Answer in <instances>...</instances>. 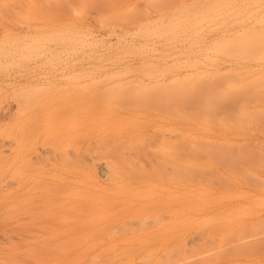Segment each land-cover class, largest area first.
<instances>
[{
  "label": "rangeland",
  "instance_id": "rangeland-1",
  "mask_svg": "<svg viewBox=\"0 0 264 264\" xmlns=\"http://www.w3.org/2000/svg\"><path fill=\"white\" fill-rule=\"evenodd\" d=\"M4 1L5 0H0V5L2 6V7L0 6V14H1V16H0V49H1L0 50V53H1L0 54V103L2 101V103L0 104V133H1L0 134V139H1L0 141L3 140V142L6 145L9 142H11L12 143L11 146L9 145L10 147L9 146H7V147H9V148L13 147V149L15 148V150L4 147L5 150L7 148V150L5 151L1 147L0 150L1 151L3 150L4 152L2 151L3 153H1V151H0V156H4V157H0V159H1L0 162L3 161L6 156H8L9 159L7 157L6 158H7V162L8 161L10 162V163L8 162L10 165L15 164L13 162H17L19 164L18 168H20V169H16V171L21 170V169L23 170V171H20L22 173L19 176L23 181V186L20 187V189L17 185H15V187L17 186L16 189H14V187L10 188V189L5 188L7 191H5L4 193H3V191L5 189L0 187V199L6 195L8 197V194L10 193V195H11V192L14 191V193L12 192L13 196H11V198H8V200L10 199L9 201H11V199L14 198L15 201H17V199L20 202L22 201L25 204L26 212L23 213V215L21 216L22 218L18 217V219L17 218L12 219L13 222L11 220L9 221V219H7L6 216L3 215V213L6 210L4 207L6 205H4V204H6L8 201L6 200V203H3V201H4L3 199L0 201L1 203H3V204H0V212H1L0 213V224H1L0 225V255H1L0 256V264H5V262H7L6 264H11V263L12 264H14V263L15 264H26V262H27V264H45V263H47V264L48 263L49 264L50 263H52V264H100L101 262H102L101 264H122V263H118L121 261H123V262L125 261L124 264H138V263L139 264H160L163 261L164 263H162V264H165L166 260H167L166 264H168V263L173 264V262H175L174 264H181V263L182 264H189V261H191L192 264H244V263L245 264H264V249L262 250L263 253H262V251H260L261 253H259L260 254L259 255L258 254L259 247L256 248L257 243H255V241L257 240V242L260 241V243H259L260 246L264 245V244L262 245V243H261V242L264 243V241H263L264 239H263V237H261L262 234L264 233V231H263L264 230V187H263L264 186V170L260 169L261 167L263 168L262 165L264 164L263 163L264 162L263 161V158H264L263 148H264V146L258 148V144H257V143H259L261 145H264V133H263L264 132V123L262 122V121H264V119H262L264 117V115H263L264 110H262V109H264V99H262L260 102L257 98L258 94H260V92H258V91L264 92V88H263L264 87V45H262V43L264 44V42H263L264 41V14H263L264 13V0H229L230 2L228 0H223V1L222 0H219V1L218 0H197V1H195V0H182V1L181 0H173V1L172 0H168V1L167 0H158V2L159 1L160 2L156 3V5L158 4V7L156 6V8L155 7L151 8V6H155L154 4H152L153 0H147V1L146 0L145 1L144 0H120V2L123 1V3L121 2L119 4H118L119 0H118V2H116V0L115 1L111 0L112 2L109 0L108 1L107 0H105V1L104 0H78V1L77 0H74V1L73 0H69V1L68 0L67 1L66 0H58V1L54 0L53 1L52 0V2H54V4H55V5L52 4L53 6L51 5V2H50L51 0H49V2H48V0H41V1H43L42 3H40L41 2L40 0H39V2H38V0H33V2H31L32 4L30 3V0H25V1H23V0H6L5 1L6 4L4 3ZM21 1H23V3ZM70 1H71V3H70ZM88 1H89V3H88ZM106 1H107V3H106ZM154 1H156V0H154ZM226 1L231 3V4L228 5V3H226ZM232 1H234V2L232 3ZM24 2H28V3H24ZM46 2H48L49 5H48V3L46 4ZM75 2H76V4H72ZM143 2H145V4ZM147 2H149V4H147ZM34 3H36V4H34ZM141 3H143V4H141ZM224 3H225V5L223 6ZM8 4H11V5H8ZM29 4H31L32 7L34 6L33 7L34 9L32 7L31 8L33 10H35V8H36L37 12H35L36 11L35 10L34 11L35 13H34L31 10ZM45 4L47 5V7ZM56 4L57 5L61 4L60 5L61 7L59 5L57 6ZM64 4H66V5H64ZM84 4L85 5L87 4V5L83 7ZM91 4H92V7H91ZM136 4L138 5V7L141 4L140 8L141 7L142 8L139 9L138 7H136ZM242 4H244V5H242ZM12 5L15 6L16 9H15V7H12ZM26 5H28V6H26ZM36 5H38V6H36ZM164 5H166V6H164ZM64 6H65V8H64ZM108 6H109V8L110 7L111 8L108 9ZM131 6H133V7H131ZM187 6H188V8H187ZM209 6H210V8H212V10L210 8L208 9ZM59 7L61 9V12L58 9ZM148 7H150V8L148 9ZM206 7H207V9H206ZM218 7H219V9H218ZM224 7H226V8H224ZM13 8H14V10H13ZM40 8H43V9H40ZM132 8L133 9L137 8V10H133ZM186 8H187V10H186ZM54 9H55V11H54ZM56 9H57V11L59 10L58 13H60L61 15H59L57 13ZM160 9L162 11L163 10L164 11L162 12V11H160ZM40 10H42L43 14H45V15L49 14V16L46 15L44 17V15L42 14V12ZM62 10H64L63 11L64 13L62 12ZM181 10H183V11H181ZM12 11H14V12H12ZM65 11L67 12L68 16L65 15ZM73 11H75V13ZM82 11H83V13H82ZM194 11H196V12H194ZM9 12H12V13H9ZM98 12H100V13L102 12L101 15H99ZM122 12H123V14L125 13V16L122 15ZM126 12L130 13V15H133L134 13H132V12H135L134 16L136 18L134 16H132V17H134L135 19L132 18ZM23 13H25V14L27 13V15H26L27 18H25V15ZM50 13L51 14L53 13L54 16L56 15V18H58V17L59 18L56 19V18H53V16L51 18ZM96 13H98V15ZM138 13L140 14V16L137 15ZM149 13H151V14L147 15ZM108 14L112 17V19H111V17H109V19H111L110 21L107 18L109 16ZM20 15H21V18H20ZM102 15L104 16V18ZM193 15H195V16H193ZM23 16L25 19H23ZM39 16H41L42 19ZM114 16L115 17L117 16V19ZM119 16L120 17L122 16L123 18L122 17L120 18ZM128 16H130V17L128 18ZM174 16H175V18H174ZM185 16H188L191 18L189 19L188 17H185ZM36 17H38L39 19ZM113 17L115 18V20L113 19ZM124 17H126V18L124 19ZM162 17H164V18L162 19ZM28 18H30V20L32 19L33 21L31 22ZM47 18H48V20L50 18V20L47 21L46 20ZM118 18L121 19L120 22H119ZM178 18L179 19L182 18V19L179 20ZM37 19H38V21H37ZM43 19H44V21H42ZM99 19H102V20L100 21ZM132 19H134L136 21H133ZM27 20H29V22ZM96 20H99V21H97V23H96ZM105 20H107L106 24L104 23ZM112 20H114V21L112 22ZM125 20L130 21L131 23L130 22L127 23ZM201 20L204 22H200ZM12 21H15V22H12ZM117 21H118V23H115ZM101 22L104 23L106 26L104 24L102 25ZM139 23H140V25H139ZM174 24H175V26H174ZM25 25H28V26L26 27ZM116 25H120L121 27L119 26L120 28H118V26H116ZM32 26H34V27H32ZM133 26H135V27H133ZM252 26H255V27L252 28ZM131 27H133V28H131ZM168 27L170 29H168ZM80 28H81V30H80ZM114 28H115V30H114ZM117 28H118V30H117ZM145 29L147 31H145ZM147 32H149V33H147ZM2 33H3V35H2ZM238 33H239V36L237 35ZM29 34H32V35H29ZM120 34H122V35H120ZM251 34H252V36H251ZM241 35H242V37H241ZM35 36L37 37L36 40H35ZM53 37H55V38H53ZM249 38H251V39H249ZM247 39L251 40L248 42V45L246 43V41H248ZM252 39H253V41H252ZM42 40L43 41L46 40V41L43 42ZM48 40H49V42H48ZM52 41H56V42L53 43ZM76 41H78V42H76ZM215 41H217L216 43H218V45L215 43ZM241 41H242V43H240ZM260 41H262V42L260 43ZM95 42H96V44H94ZM228 42L230 43L229 45H228ZM232 42H233V44H232ZM24 43H26V44H24ZM27 43H29L30 45ZM238 43L240 45H237ZM224 44H226V45H224ZM24 45H27V46L25 47ZM43 45H44V47H43ZM39 47H41V48H39ZM251 47H253V48H251ZM226 48H228V49H226ZM232 48L234 49V51ZM3 49H6V50H3ZM252 49L254 50V52H257V53H254ZM8 50H10V51H8ZM13 50L15 53L13 52ZM17 50H18V52H17ZM69 50L70 51L72 50V52H70ZM248 50H249V52H248ZM45 51L46 52L49 51L47 53V55H46ZM42 52H44V53H42ZM230 52L232 54H230ZM234 52L236 54H234ZM244 52H246V53L244 54ZM223 53L226 55L224 56ZM251 53L254 55V57H252L253 55H250ZM9 54H11V55L9 56ZM26 55H28V56L26 57ZM16 56L18 59H16ZM18 56H20L21 58H19ZM240 56L242 57V59ZM236 57H238V58H236ZM215 58H216V60H215ZM178 61H182V62H178ZM137 65H138V67H137ZM209 66H211V67H209ZM135 67H136V69H134ZM176 67H179V68H176ZM131 68H132V70H131ZM153 68H155V70ZM161 68H163L164 72L161 71L162 70ZM128 70H129V72H127ZM226 70L228 71V73ZM239 70H242V71H239ZM233 71L236 73L234 74ZM157 72L159 74H157ZM160 72H162V73H160ZM222 72H224V73H222ZM231 72L233 73L232 75H231ZM119 73H120V75H119ZM121 73H124V74L121 75ZM147 73L150 74V76L147 77ZM154 73H156V74H154ZM205 73L208 75H206ZM215 73H217V74L215 75ZM218 74H220V75H218ZM243 74L245 76L241 77V76H243ZM117 75H119V76H117ZM185 75L188 78L189 77L190 78L188 79ZM213 75H215L214 76L215 78L213 77ZM198 76H199V78H198ZM201 76L203 77L202 81L200 80ZM206 76L209 79L207 78V80H206L205 79ZM221 77H223V78H221ZM254 77L256 79H254ZM258 77H259V79H258ZM260 77H261V79H260ZM101 78H103V79H101ZM196 78H198V79H196ZM220 78L222 79L221 81H220ZM226 78H228V79L226 80ZM187 79L189 80V82H187L188 81ZM216 79L221 84L218 83V81ZM250 79H252V80L248 81ZM182 80H184L186 85L184 84V82H182ZM185 80H187V81H185ZM197 80L199 83L196 82ZM204 80H205V83H204ZM260 80L262 81V83L260 82ZM108 81H110V82H108ZM194 81H195V84H194ZM104 82H106V83H104ZM118 82H120V83H118ZM129 82H130V85H128ZM131 83H133L132 86H131ZM134 83H136V84H134ZM171 83L175 84L177 86L173 85V87H172ZM181 83H183V85ZM188 83H189V86H192V87H189ZM215 83H218V84H216L217 86L215 85L211 89L219 87L218 89L222 90V88H223L222 85L225 86L224 87L225 89H223L224 92H223V90H222L223 93L221 92V94H222L221 96H220V94L217 95V93H215V95H217V96H213V94H214L213 92H212L213 94L211 93L212 95L210 96L209 95L210 92L208 93V91H207L208 87L211 86L210 84H212V86H213ZM83 84H85V85H83ZM138 84H139V86H138ZM168 84H170V86L173 88V90L171 87H169V88L167 87V86H169ZM192 84H194V85H192ZM196 84L200 87H198ZM109 85H111L112 87ZM125 85H127V87ZM156 85H158V86L155 89ZM238 85H240L241 88L239 86V89H238V87H237ZM247 85H248V87H247ZM107 86L109 89L106 88ZM113 86L114 87L116 86L117 88L116 87L114 88ZM123 86H125V88L124 89L122 88L123 89V92H122V89L119 90L118 88L119 87L121 88ZM137 86H138V88L141 87V89H143L142 90L143 93H141L142 91H139V94L138 93L134 94V92L138 91ZM149 86H151V87H149ZM162 86H164L163 87L164 89H167V88L168 89L167 90L163 89L164 90V92H163V90L161 89ZM178 86L180 88H176ZM233 86H236L238 91L241 90L240 92L246 91L244 93L247 94V95L245 94L247 97H248V93L250 92L249 94H251V95L249 97L253 96V97H251L252 99H250L248 97L251 101L250 104H248V102H249L248 98H247L248 102L245 103L246 98L244 97L245 96L244 93L243 94L237 93L238 91L236 89H234ZM253 86H256V87H253ZM129 87H132V89H134V87H136V88L134 90H132V92H131V88H130V90L127 91V89H129ZM148 87H149V89L154 87V89L152 88V90H154V91H152V90L150 91L148 89ZM201 87H202V89H198ZM205 87H206V89H205ZM245 87H246V89H244ZM112 88H114V89H112ZM258 88H259V90H258ZM93 89H94V91H96V89H98L99 92L96 91L95 93L92 94V92H94ZM116 89H118V90H116ZM145 89H147V91H144ZM203 89L206 90L207 92L204 91V93H202ZM252 89H254V90H252ZM157 90H158L159 94H158ZM86 91H88V92H86ZM189 91H191V95L193 94L192 96H194L193 97L194 100L193 99L190 100L191 95H190ZM196 91H197V94L195 95L194 93H196ZM226 91H228V92H226ZM247 91H248V93H247ZM26 92H28V93H26ZM172 92L174 95L171 94ZM175 92H176V94H175ZM216 92H218V90ZM235 92L237 93L236 95L238 97L236 96V98H233L232 93H234L233 96H235ZM252 92H254L253 94H256L255 98H254V95L252 94ZM106 93H108V95H106ZM124 93L129 94L128 95L129 99L126 100L127 99L126 97H128V96L123 95L126 99L124 97H122V99L124 98L126 101L124 103V99H123V103H122L119 101V98H121V94H124ZM181 93H182V95H181ZM205 93L208 94V96L206 98L204 97L206 95ZM218 93H220V91ZM227 93H229V96L231 95L230 96L231 98L227 95ZM87 94H89V95H87ZM101 94H103V95L101 96ZM118 94L120 95V97L118 96ZM130 94H132V95H130ZM165 94L168 95V100H167V95H165ZM202 94L204 96H202ZM223 94H224V96H223ZM261 94L259 96L261 98H263L262 97L263 95H261ZM114 95H116V96H114ZM160 95L163 97H161ZM86 96H88V97H86ZM151 96H153V97L155 96V99L158 96L159 98L158 97L157 98L160 101L157 100V102H158L157 103L156 100ZM164 96L166 98H164ZM169 96L172 97V98H170L172 100V102L169 101ZM196 96H197V98L195 99ZM242 96L244 97V99L240 100V98H242ZM117 97H118V99H117ZM142 97L143 98L146 97L145 100H143ZM147 97H149L153 102L152 101L150 102V99ZM189 97H190V99H189ZM131 98L137 99V102L139 103V105L141 107L140 106L138 107V103H136V101L131 103V101L135 100V99H131ZM140 98L142 99V101H144V103H145V101L149 100L150 105L147 104L148 102L146 103L145 106L143 104H141L142 102H141ZM173 98H175V99H173ZM185 98H187V100H185ZM229 98L231 100L234 99L233 103H231V100L229 101ZM112 99H115L117 102H120L119 103L120 105L121 104L122 105L118 106L119 104L117 102H114L115 100L113 101ZM165 99H166V101H169L171 103L169 104V102H165L164 101ZM182 99H184V100H182ZM205 99L206 100L208 99L207 101L209 103L207 101H205ZM210 99H212V100H210ZM238 99H239V102H237ZM256 99H257V101H256ZM138 100H140V101H138ZM174 100H176L177 103H179V101L184 102V101L190 100V103L187 102L185 106L183 105L184 110H182L183 109L182 104H184V103L177 104L176 102H174ZM218 100L219 101L222 100L224 105H222L223 104L222 103L221 104L222 106H220L221 102H219ZM191 101L193 103H194V101L196 103L199 102L198 104H195V103L194 104L197 106V108H201L202 111L200 109H196L195 108L196 106L192 105ZM212 101H213V103H212ZM15 102H17V103H15ZM225 102H228V103H226L228 106L230 104H234V106L230 105L231 108H229L230 106L228 108H226L227 106H225L226 105ZM229 102H230V104H229ZM256 102H258V103L256 104ZM160 103H163V104H160ZM166 103H168L169 106H171V104H172V106L176 105V107H175L176 109H174V107H173V110L174 111L176 110L175 113H174V111H172L171 107H169V109H168V105ZM188 103L191 104L192 106H194L195 109L193 107L190 108V106H189V108H190L189 109L187 106ZM23 104H24V106L22 107ZM153 104L155 106H157V108H159V106H161V105L165 106V111H164V107L162 109V106L160 107L161 109L160 110L158 109V111H157L156 107ZM208 104H209V106H208L209 109L206 111L211 115L212 118L214 117L213 120H215L214 121L215 123L212 122L213 121L212 119H210L211 118V117H209L210 115H208V117H207V112L206 113L204 112L205 111L204 105H208ZM236 104H238V107ZM243 104H245V105H243ZM247 104H248V107H246ZM151 105H153L152 106L153 108L151 107ZM177 105L182 107L181 111H180L179 106H177ZM123 106H125V107L123 108ZM166 106H167V108H166ZM214 106H216V107H214ZM217 106H219V107H217ZM145 107H147V108H145ZM177 107L179 108V110L177 109ZM223 107H225L227 110ZM235 107H237V109H235ZM244 107H246L245 108L246 112L244 111L245 109L243 110ZM25 108L27 110L26 112H25ZM170 108H171V110H170ZM192 108H193V110H192ZM211 108L214 109L213 110L214 114H212L210 112V111H212ZM254 108L256 110H262V111L261 112L256 111L257 113L255 111L253 112V110L251 111V109H254ZM186 109H188V112H185ZM221 109H223L225 111V114H223L224 112ZM3 110H6V111H3ZM233 110H235V111L237 110V112H239L241 114L236 112L237 115H239V116H236V114H235L234 115L235 118H234V116L232 115L234 112ZM240 110L244 111L243 112L244 114ZM166 111L167 112L170 111V113L169 112L166 113ZM171 111L173 112L172 114L175 115L174 117H172ZM200 111H201V114L203 113L202 115H200L202 117V119H201V117H198V115L200 114ZM215 111H217V113H215ZM7 112H9V113H7ZM191 112L192 113L194 112V113L189 114ZM196 112H197V114L195 116L194 114ZM177 113H179V114H177ZM227 113L228 114L230 113L233 116V118L231 117L233 119V121L231 119H229L228 117L223 118V117H225L224 115H227ZM7 114L9 116L11 114H13V115L8 117ZM27 114H28V116H27ZM35 114H37V115H35ZM260 114H261V116H260ZM5 115L7 116L6 118H5ZM243 115H244V117H242ZM124 116L126 118L130 116L129 120H128V118L123 119V118H125ZM252 116H253L254 121L253 120L250 121L252 119L251 118ZM254 116H255V118H254ZM258 116L261 117V119ZM3 117H4V119H2ZM204 117L206 120H203ZM197 118H198V120H197ZM240 118H242V119H240ZM248 118H250V119H248ZM257 118L262 120L261 124L263 123L262 124L263 127H261L262 125L260 126L259 123H258L259 125H257L258 127L256 126L257 122H259L258 121L259 119H257ZM223 119H225L226 122ZM31 120L32 121L35 120V122L33 121L34 122L33 123ZM117 120L120 122H118ZM132 120H134L135 122L134 121L132 122ZM142 120H144V121H142ZM207 120H209V121H207ZM227 120H229V121H227ZM248 120H249V122H248ZM14 122H16V123H14ZM141 122H142V124H141ZM145 122L149 123V124L147 125ZM233 122L237 127L234 125L232 126ZM84 123L88 127L83 126V125H85ZM210 123H212V124H210ZM75 124L76 125L78 124V125L73 127V125H75ZM120 124H121V126H119ZM135 124H137V125H135ZM140 124H141V126H140ZM27 125H29L28 128L26 127L27 128L26 130H28V131H24V134H23V132H22L23 127L27 126ZM110 125H112V127ZM115 125H116V127H115ZM129 126H131V127H129ZM218 126H220V127H218ZM238 126H241V127H238ZM4 127H7V129L6 128L4 129ZM116 128H119V130H116ZM120 128H121V130H120ZM1 129L4 130V132ZM34 129H37V130L34 131ZM78 129H80V130H78ZM138 129H140V130H138ZM161 129H162V132L160 131ZM29 130H31V131H29ZM74 130H77V131H74ZM20 131L22 134L19 135L18 132H20ZM157 132L161 133V134L163 133V134L162 135L156 134ZM17 133L19 136H21V135H23V136L19 137L17 135ZM102 133H106V135H104ZM122 133H126L128 136H126V134H122ZM26 134H28L27 136H29V137L24 136ZM167 134H170V135L168 136ZM144 135H146L147 137ZM174 135H175V137H174ZM182 135H184V136H182ZM14 136H18L19 139H17V138L15 139ZM103 136L106 139H108V137H109L110 141L109 140L106 141V139ZM112 136L115 138L118 137V139L117 138L114 139L115 141L116 140H118V141H116V142L112 141L113 140ZM177 136H179V137H177ZM186 136H188V138ZM6 137H7V139H6ZM8 137L9 138L12 137L11 139H14V140H9ZM23 137H26V138H23ZM144 137H146V138H144ZM87 138H88V140H86ZM95 138L96 139L99 138L100 140L105 139L104 140L105 142L103 141L104 143H101L102 141L100 142L99 139L96 140ZM157 138L159 139L158 142H157V140L155 141V139H157ZM20 139H21V141H20ZM22 139H25V140L27 139V141L22 140ZM34 139H36V140H34ZM120 139H121L122 144L119 145L118 142H120L119 141ZM166 139H168V140H166ZM15 140H16V142H15ZM81 140H82V142L80 143L79 141H81ZM13 141L16 144L18 143V141H20L18 143L19 145H16ZM93 141H95V142L93 143ZM172 141H174V143H172ZM181 141L185 144L183 145ZM23 142H25V143L22 145ZM77 142H79V144ZM154 142H156V144ZM194 142L196 144L199 142V143L203 144L204 146L201 144L199 145V143H198V145L196 147L195 146L196 144L193 145ZM212 142L213 143L216 142L214 144L215 147L213 146ZM220 142L224 143V145L226 144L229 147L232 146V148L234 145L233 142H235L236 145H234V146L237 148L238 151H236V149H233L234 150V155H233L232 148H230V150H231V152H230L229 149L226 150L227 149V146H226V149H223L224 151L222 152L221 149L224 148L225 146H221L223 144H221ZM2 143L0 142V145ZM95 143H96V145L94 147ZM144 143H146L148 146ZM170 143L173 145H170V146L166 145V144H170ZM252 143H254V145ZM77 144H78V146H77ZM103 144H106V145L108 144V146L104 145V150H102ZM177 144H179L180 147H184L187 145L186 146L187 149L190 150L191 153L193 151L194 154L190 153L191 156L188 155L189 151L186 149V147L182 148V149H185V150H183V152L186 151L185 153L181 152V148L178 149V150H180V152H178V150H177V152H175L176 151L175 145H177ZM207 144H209V145H207ZM242 144L246 147V149H249V151L254 154L255 158L253 156L251 159L252 153H251V156H249L250 153L246 152V149L243 148L244 146L242 147ZM249 144L250 145L252 144L251 147H254L253 148L254 151L251 149ZM24 145H26V147H24ZM98 145H100V146H98ZM109 145H111V146L115 145L116 148L114 146H113L114 147L113 148ZM247 145L250 148L247 147ZM256 145H257V148H256ZM261 145H259V146H261ZM117 146H118V148H117ZM142 146H144V148H146L147 152L144 148H142ZM178 146H177V148H178ZM22 147L24 150L22 149ZM78 147H79V149H78ZM97 147H99V148H97ZM156 147H158V148L156 149ZM212 147H214L215 149L220 148V150L217 149L219 151L217 153L218 155H219L220 151L223 154L226 152L224 154L225 157L223 156L224 158L220 157V159H218V160H220V162L217 161L218 155L217 156L214 155L216 158L215 160H214V156H213V158H211L213 154L211 153L210 149L214 150V148L212 149ZM91 148H93V149L97 148V149L93 150ZM111 148H113V150ZM138 148H141L142 150L138 151ZM190 148H192V151ZM193 148L196 149L197 151L193 150ZM98 149H100L103 152V154H102V156H100V158H97L101 154V151ZM114 149H115V151L117 150L118 152L120 150L122 152V150H123V152L125 154L121 153L122 156L119 154L121 157L120 156L117 157L118 156V154L116 153L117 151L113 152ZM143 150H145L144 153L146 152L147 154L149 153V150L153 151L154 154H156V152L159 151L158 152L159 157L156 155H153L151 152L149 153V155H147L145 153L147 155L146 156L143 153ZM166 150H168L169 152H166ZM217 150L216 151L214 150V152H217ZM241 150H242V153H240ZM244 150L248 154H246L244 152ZM89 151H91L93 154ZM134 151H135V153H134ZM136 151H138V152H136ZM201 151L202 152L204 151L208 156H205L206 154L203 155L204 153L203 154L199 153L200 155H198V153L196 154V152H201ZM207 151H209L210 153H207ZM104 152H106V155H108V157H110V158H107V156L103 157V155H105ZM107 152H108V154H107ZM111 152H113L114 155L116 156V158H118V159H116V158L114 159L115 156L113 157V153H111ZM228 152L230 154H228ZM235 152L237 154L239 152V155H241L242 158L244 156V154H243V152H244L245 157L247 156L246 159L249 158L246 160V162L248 160H249V162L251 160H253L252 161L253 163L250 162L251 163L250 164L248 162L245 164V159H241V157L239 155H236ZM98 153H100V154H98ZM181 153H182V155H181ZM222 153H220L219 156H221ZM20 154H22V155H20ZM73 154H74V156H73ZM84 154L85 155L87 154L88 157L87 156L83 157V156H85ZM143 154H144V157H143ZM161 154H163V156ZM183 154H185V156ZM210 154H211V156H209ZM255 154L256 155L260 154L261 157H260V155L256 156ZM262 154H263V156H262ZM94 155H95V157L96 156L97 157L95 158ZM151 155L154 157H152ZM229 155L231 157L237 156V158H235V159H234V157L230 158ZM9 156L11 157V159ZM89 156L91 157L90 160H88ZM92 156H93V158H92ZM132 156H134V157H132ZM136 156H139V158H141V159H138ZM145 156L146 157L151 156L150 159H153V160H150V159L146 158ZM164 156H166V157H164ZM238 156H239V158H238ZM135 157H136L137 161L135 160ZM208 157H210L211 159ZM226 157H229L234 162V164H233L232 161H230V159L228 161L230 163V165L232 164L231 166H233V168L229 165V163H227ZM14 158H15V161L12 160ZM80 158H82V159H80ZM121 158H124L123 160L126 161V165H121L122 163H119V162H121ZM130 158H133L134 160H132ZM154 158H156V160H154ZM256 158H257V160H255ZM145 159L148 160L149 163ZM196 159L197 160L199 159V160L197 161ZM208 159H210V160H208ZM240 159H241V162H240ZM71 160H73V162L75 160L76 161H75V163H73V162H71ZM80 160H82L83 164L81 163ZM86 160H88V162L91 165H89V163H87ZM93 160H96V162L95 161L94 162L97 165L99 163L101 164L103 162L115 161L114 165H117L116 167H117L118 171H120V173H121L120 176H122V178H120V179H123L127 183L129 181V184H127V185H129V188L132 186L130 188V191L125 190L128 188H125L123 190L118 189L117 186L115 185L116 183L114 184V183H112V181L110 182L109 180H106V178H104L103 176L101 177V174L97 170V167H96L97 165H95L94 162H93L94 165L92 164V162H90ZM117 160H120V161L118 162ZM123 160H122V162H123ZM157 160L160 161V165H158V166H157V164L159 162H157ZM211 160H214V164ZM224 160H226V163ZM11 161H13V162L11 163ZM28 161L29 162L31 161V162L29 163ZM77 161H80V162L78 163ZM97 161H99V162H97ZM132 161L135 162L136 164L135 163L133 164ZM142 161H144L145 163ZM154 161H155L156 165H155ZM161 161H163V162H161ZM168 161L169 162L171 161L170 164ZM216 161L218 162V164H216L217 163ZM255 161H259L262 163H259V162L256 163ZM128 162H130V163H128ZM191 162H193V163H191ZM17 163L15 164L16 165L15 167H17V165H18ZM188 163H189V165L194 166L195 168L198 167V169L201 171H197V168H196V171L203 173L204 176L201 175L200 173L198 174L195 170L191 171V167H189L188 165H187V167H189V169L186 168V164H188ZM123 164H125V162H123ZM161 164H163V165H161ZM203 164L205 165V167L203 166ZM206 164L210 165V166H207ZM259 164H262V165H259ZM85 165H87V166H85ZM145 165H148V166H145ZM237 165H242L243 167L237 166ZM256 165L259 168L258 169L256 167V169L261 170V171H257L256 169L254 170V167ZM122 166H126L127 168L122 167ZM159 166H163L161 168L163 175L161 174V172L160 173L155 172V171L159 172V170H161ZM183 166H185V168ZM13 167H14V165L12 166V168ZM15 167L12 170H14ZM152 167H157V168L156 169L154 168V170H153ZM182 167H183V171L184 172L186 171V172L183 175V171H182V174L180 176H183V177H180L179 174L181 171H179V170H182ZM235 167H237L238 169L240 168L241 171ZM123 168H126V169L124 170ZM165 168H166V171H164V173H163V170H165ZM139 169H141V170L138 171ZM172 169H174V170H172ZM129 170H131V171H129ZM133 170H135L137 174ZM168 170H170V171H168ZM203 170H209V171L203 172ZM242 170H245L246 173L250 174V176L252 178L250 176H248V180H247V176L244 175L246 173L244 171H243V173H241ZM87 171L89 173L88 175L93 176V174H94V176H93L94 180L96 178L95 182L93 181L94 185L97 186L96 188L94 187L95 189H93V187H91L92 181L88 178L87 175H84L83 177L80 176L81 173L86 174ZM174 171L176 173H174ZM238 171H240L241 174H239ZM133 172H134L133 176H129V173H133ZM147 172H148V174H147ZM178 172H179V174H178ZM208 172H211V173L214 172V174L212 173V176H214V177H215V175L219 174V178H218V176L215 177V178H218L215 181L214 177L211 176L212 180L210 181V178L207 177L210 175H207V176L205 175L206 173L211 174ZM165 174H166V176H165ZM189 174H191V175H189ZM81 175H83V174H81ZM220 175L222 177H220ZM163 176H165V179L161 178ZM205 176L207 177V179L209 178V180H207ZM244 176H246V177H244ZM204 177H205V179H204ZM249 177H250V179H249ZM253 177L258 179L257 183L254 180L252 181V179H254ZM84 178L87 180V182L90 181V183H86V185L88 184V187L91 184V186L89 187L90 189L88 187H86L85 183H83ZM192 178L193 179L195 178V179L192 180ZM221 178H224L225 183H227V180H228L229 186L227 184H224V182H223L224 180H222ZM261 178H263V180H261ZM77 179H78V181H77ZM75 180L77 181V183ZM229 180L231 181V184H229V182H230ZM259 180H260V183H258ZM44 181H46V182H44ZM80 181L83 183L84 187H81L82 184ZM213 181H215V182H213ZM221 181H222V183L220 184ZM206 182H208V183H206ZM254 182H255V184H257V186H259L258 184H261V185L258 188L255 185L250 186ZM143 183H145V184H143ZM214 183H216L217 185L216 184L213 185ZM31 185H34V187L30 188ZM65 185H67V186H65ZM125 185H126V183H125ZM156 185H158V186H156ZM230 185H232V186H230ZM233 185L235 188L233 187ZM51 186H52V188H51ZM48 187H49V189H47ZM58 187H59V189H56ZM69 187H71V188H69ZM98 187H99V189H97ZM163 187H164V189H163ZM167 187H169V188H167ZM80 188H83L85 191L91 190L90 193L93 191V193L96 194V196L93 193H91V195H94L96 197V199L99 196L98 194H100L102 197L103 196L102 194L104 193L103 197L106 196L105 198L107 200L108 199H110V200L106 201V202L105 201L99 202V200L95 199L94 201L92 200L93 201V203H92V201L90 200L91 199L90 195H89V197L86 200H85V198H82L84 201L81 202V201H79L80 198L79 199H78V197L76 198V196H77L76 193L80 192V190H81ZM28 189H30V190H28ZM44 189H46V190L44 191ZM54 189H55V191H54ZM78 189H80V190L78 191ZM137 189H139L140 191L139 190L137 191ZM51 190L53 192H51ZM133 190H136L138 192V194L136 193V191H133ZM74 191H75L76 196L73 194ZM141 191H143V192H141ZM201 191H203V192H201ZM113 192H115L118 195H116ZM151 192L153 193V195ZM146 193H149V194H146ZM202 193H204V194H202ZM15 194L20 196V198H17L18 196ZM113 194H114V196H113ZM174 194H176V195H174ZM244 194H246V196ZM229 195L233 198H231ZM211 196H215L217 198H215V197L213 198ZM114 198H115V200H113ZM226 198H227V200H226ZM4 199H6V198H4ZM76 199L78 200L79 203L81 202V205L80 204H78V205L81 206L82 209L83 208L87 209L86 213L83 214V215H85V217H83V218L80 217L81 218L80 221H78V219H75L74 215L78 217L80 214H82L81 212H83V211H79V210L77 211V209H76V210H74V213L78 212L79 214L77 213L78 215H76L73 213V208L76 207V205L78 203ZM186 199H188V200H186ZM229 199H231V200H229ZM28 200H31V201L28 203ZM32 200H33V202H32ZM87 200L88 201L90 200L91 202L89 201L90 203H88ZM102 200H104V199H102ZM122 200H123V202H122ZM178 200H180V202ZM259 200H261V201H259ZM15 201H11V202H15ZM50 201H52L54 203L53 206L50 205V204H52V202H50ZM85 201H87L86 204H85ZM157 201L158 202L161 201L162 203H165V204H167L169 202V205L168 204L163 205L161 203L158 204ZM192 201H193V204L188 203V202H192ZM194 201H196V202H194ZM62 202H63V204L60 206L59 203H62ZM64 202H65V205H64ZM205 202L207 204H205ZM40 203L45 205V206H43L44 207L43 209L41 208ZM87 203L90 206H88ZM155 203H156V205H155ZM260 203H262V204H260ZM32 204H36L35 207ZM46 204H48V207H46ZM83 204H84V207H83ZM182 204L185 206H183ZM198 204H200V205H198ZM1 205H2V207H1ZM49 205L52 206V208H54V209L51 210V208H49L50 207ZM86 205L88 207H86ZM108 205L111 207L109 208ZM201 205H202V208H201ZM261 205H263V206H261ZM31 206H32V208H28ZM36 206H38V207L36 208ZM97 206L99 209L97 208ZM145 206H147L148 210ZM102 207L104 210H102ZM140 207H142V209ZM194 207H195V211H194ZM250 207H252V208H250ZM76 208H78V207H76ZM44 209L45 210L50 209L49 210L50 212L48 210H46L47 212L42 211ZM61 209H62V212H64V214L66 211V214H65L66 217H64L65 219L63 218V216H65V215L62 216V214L61 215L59 214V213H62ZM67 209H68V211H71V212H67ZM120 209H121V211H120ZM150 209L152 211H150ZM179 209H181L183 211H181ZM236 209H238V210L240 209L239 212H238V210L236 211ZM100 210H102V211H100ZM139 210H141V211H139ZM162 210H164L165 212ZM231 210H233V212ZM35 211H37V214H41V216L36 215ZM44 212H46V214ZM53 212H54V215L51 214ZM135 212H137V213H135ZM29 213H30V215H29ZM5 214H6V212H5ZM34 214L38 218L35 217ZM178 214H182V215L180 216ZM236 214H238V215H236ZM58 215H60L61 217ZM101 216H104V217H101ZM144 216L145 217L148 216L147 219L148 220L150 219V221H148L147 219H144L143 218ZM208 216H211V217H208ZM32 217H33V219H36L35 221H38L39 224L36 223L35 221L32 222L33 221ZM152 217H154V218H152ZM44 218H46V219H44ZM107 218H109V219H107ZM141 218H142V220L144 219V222L147 221L146 224L143 223ZM49 219H50V221H49ZM138 219H139V221H137ZM151 219H155L156 221L154 220V222H152ZM159 219H160V221H159ZM259 219L260 220L262 219V221H259ZM97 220H99V222H97ZM100 220H101V222H100ZM176 220H178V221H176ZM190 220H192V221H190ZM19 221L21 222V224ZM29 221L31 223H29ZM140 221L143 224H141ZM157 221H158V223H157ZM48 222H50V223L52 222L51 223L52 225L48 224ZM138 222L141 225L140 224L138 225ZM240 222H241V224H240ZM79 223H80V225L83 223L84 226L82 224L83 230L77 232V228H76L75 224L78 225ZM132 223H134V224H132ZM174 223H176V224H174ZM242 223L243 224L245 223L246 225H242ZM73 224L75 226V227L73 226L74 229L76 228V232L71 231L73 229V227H72ZM90 224H92L93 226ZM130 224L133 227H130L129 226ZM161 224H163V226ZM260 224H262V225H260ZM86 225L90 229L89 228L87 229ZM123 225L125 226L124 227L125 230L129 226L130 229L129 228L128 229L130 231L128 229L125 231L124 228L121 229V226L123 227ZM70 226L72 228H70ZM158 226H159V228H158ZM244 226H246L245 230H247V228H249L248 230H250V231H248V230L245 231ZM256 226H259V227H257L259 229H257ZM14 227H18V230H17V228H14ZM47 227H48V229H47ZM99 227H102V229ZM168 227H169V229H168ZM232 227H233V229H232ZM79 228H80V226H79ZM131 228H133V229H131ZM219 228H220V230H219ZM33 229H35V230H33ZM49 229H50V231H49ZM81 229H82V227H81ZM212 229H213V231L210 233L209 230H212ZM240 229L241 230L243 229V231L241 232ZM254 229H255V231H254ZM260 229H263V230H260ZM203 230H205V231L203 232ZM221 230L223 232H221ZM251 230H252V235L247 236L246 233H249V232L251 233ZM108 231L109 232L111 231L110 232L111 234ZM216 231H217V233H216ZM233 231H236L235 234H233L234 233ZM44 232H46V233H44ZM68 232H70V233H68ZM145 232H148V233H145ZM240 232L242 234H240ZM97 233H99V234H97ZM156 233H158V236ZM161 233H162V235H160ZM199 233H200V235L204 234V236L202 235L200 238V236L198 235ZM208 233H210V234L208 235ZM4 234H5V238H2L1 236H4ZM28 234H30V235H28ZM89 234H93V235H89ZM102 234H103V236H104V234H105V236H106V234H109V235H107L108 237L107 236L103 237ZM163 234H165V235H163ZM254 234H256V235H254ZM194 235H197V236L195 237ZM241 235L247 236V237L243 236L245 238V239H242L244 243L242 242V240H240V237L242 238ZM253 235H254V237H253ZM31 236H33V237H31ZM225 236L227 239L225 238ZM256 237L258 239H256ZM259 237L262 239H260ZM86 238H87V240H86ZM140 238H144V239H140ZM159 238H160V240H159ZM192 238H193V240H192ZM214 238H217V239H215V240H217L216 243H214V241H215ZM231 238H232V241H230ZM233 238H234V240H233ZM236 239H237V242L239 241L238 243H240V245H235V246H237V249H236V247H234V250H233L234 245H232V244H237ZM227 240H228V242H226ZM249 240H251L252 242L251 241L249 242ZM11 241H13L14 243H12ZM192 241H194V242H192ZM211 241L214 243V245L216 244V246H215L216 250L213 248L214 245H212V248L210 247V249H212L211 252L215 251V253H217L219 256H217L214 252H212V254L214 253L215 255L213 254V256L211 257V253L206 251L209 249L208 247L210 246V244H213V243H211ZM224 241H225L224 244L226 246H224V244H223ZM229 241L231 242V244L227 245L226 243H229ZM240 241L243 243L242 245H241ZM232 242H235V243H232ZM197 243H199V245ZM205 243H206V245H205ZM250 243L252 246L255 244L254 245L255 247H252L251 245L249 246L248 244H250ZM12 244H15V245H12ZM9 245H11L12 247ZM243 245L244 246L247 245V248L252 247L251 248L252 251L247 249V252L248 251H251V252L255 251L256 253L255 252H253V253L256 255L253 256V254L251 252L248 254L246 251H244V249L246 250V247H243ZM223 246H224L223 250H226L225 252L221 251V248ZM54 247H55V249H54ZM126 247L128 249L133 248L132 249L133 252H132V250L127 251ZM176 247H177V249H176ZM192 247H194V248H192ZM204 247H206V249ZM227 247L229 248L228 250H227ZM156 248L159 250L157 251ZM196 248H197V250H195V252H194L193 249H196ZM121 249L126 250L129 254H127V252H125V251L123 252V250H121ZM152 249L154 250V252ZM178 249H179V251H178ZM187 250H189V251H187ZM238 250L239 251L241 250L240 254H238L239 253ZM21 251H22V253H21ZM220 251H221V253H219ZM236 251L238 253H236ZM242 251L246 252L247 255H249V256L243 255L245 253H241ZM33 252H35L36 254ZM135 252H137V253H135ZM37 253H39V254L37 255ZM134 253H135V255H134ZM163 253H165V254H163ZM184 253L186 256L182 255ZM200 253H202L201 254L202 256L200 255ZM206 253H208V255ZM65 254H66V256H65ZM124 254H126V255L123 256ZM203 254L207 256L205 261H203L204 260ZM233 254L234 255L236 254L238 256H234ZM2 255H4V256H2ZM50 255L54 256V257H51ZM84 255H85V257H83ZM160 255H163V256H160ZM190 255H192V256L190 257ZM199 255L202 257L203 260L199 259V258H201ZM223 255H226V256L224 257ZM13 256L16 259L21 257L20 258L21 260H19V259L16 260ZM176 256H177V258H176ZM150 257H152V258L148 259ZM164 257H165V259H164ZM213 257H214V261H212ZM10 258L12 260H10ZM60 259H62V260H60ZM93 259L96 261L98 260V261L97 262L93 261ZM184 259H185L186 263L183 262ZM13 260L16 262H13ZM159 260H162V261L159 262ZM113 261H115V262H113ZM194 261H195V263H194ZM29 262H31V263H29ZM89 262H91V263H89ZM191 262H190V264H191ZM205 262H207V263H205Z\"/></svg>",
  "mask_w": 264,
  "mask_h": 264
},
{
  "label": "bare ground",
  "instance_id": "bare-ground-1",
  "mask_svg": "<svg viewBox=\"0 0 264 264\" xmlns=\"http://www.w3.org/2000/svg\"><path fill=\"white\" fill-rule=\"evenodd\" d=\"M5 1H6V0H5ZM5 1H4V3H5ZM23 1H25V0H23ZM23 1H21V2L23 3ZM40 1H41V0H40ZM53 1H54V0H53ZM57 1H58V0H57ZM57 1H56V2H57ZM66 1H67V0H66ZM68 1H69V0H68ZM73 1H74V0H73ZM77 1H78V0H77ZM104 1H105V0H104ZM107 1H108V0H107ZM107 1H106V3H107ZM109 1H111V0H109ZM114 1H115V0H114ZM144 1H145V0H144ZM146 1H147V0H146ZM167 1H168V0H167ZM172 1H173V0H172ZM181 1H182V0H181ZM195 1H197V0H195ZM218 1H219V0H218ZM222 1H223V0H222ZM228 1H229V0H228ZM1 2H2V1H1ZM10 2H11V1H10ZM10 2H9V3H10ZM28 2H29V1H28ZM28 2H24V3H28ZM31 2H33V0H30V3H31ZM38 2H39V0H38ZM42 2H43V1H41L40 3H42ZM48 2H49V0H48ZM48 2H46V4H47ZM50 2H51V5H52V4L55 5L54 2H52V0H51ZM93 2H94V1H93ZM111 2H112V1H111ZM116 2H118V0H116ZM121 2L123 3V1H121ZM121 2H120V0H119L118 4L121 3ZM159 2H160V1H159ZM159 2H158V0H156V1L153 0V3H152V2H151V3L154 4L155 6H151V5H150L151 8H152V7H155V8H156V6L158 7V4L156 5V3H159ZM163 2H164V1H163ZM165 2H166V1H165ZM207 2H208V1H207ZM229 2H230V1H229ZM229 2L226 1V3H228V5L231 4V3H229ZM233 2H234V1H232V3H233ZM246 2H247V1H246ZM13 3H14V2H13ZM70 3H71V1H70ZM88 3H89V1H88ZM88 3H87V4H88ZM91 3H92V2H91ZM109 3H110V2H109ZM143 3L145 4V2H143ZM143 3H141V4H143ZM183 3H184V2H183ZM203 3H204V2H203ZM221 3H222V2H221ZM256 3H257V2H256ZM1 4H2V3H1ZM5 4H6V3H5ZM31 4H32V3H31ZM31 4H29L30 8L32 7ZM34 4H36V3H34ZM46 4H45V5H46ZM61 4H62V3H61ZM61 4H60V5H61ZM72 4H76V2H75V3H72ZM87 4H86V5H87ZM110 4H111V3H110ZM116 4H117V3H116ZM141 4L139 5V7H138V5L136 4V7H138L139 9H141V8H142V7L140 8ZM147 4H149V2H147ZM214 4H215V3H214ZM3 5H4V4H3ZM8 5H11V4H8ZM16 5H17V4H16ZM24 5H25V4H24ZM48 5H49V3H48ZM53 5H52V6H53ZM56 5H57V4H56ZM58 5H59V4H58ZM58 5H57V6H58ZM60 5H59V6H60ZM64 5H66V4H64ZM67 5H68V4H67ZM77 5H78V4H77ZM86 5L84 4L83 7L86 6ZM93 5H94V4H93ZM108 5H109V4H108ZM112 5H113V4H112ZM112 5H111V6H112ZM166 5H167V4H166ZM166 5H164V6H166ZM197 5H198V4H197ZM211 5H212V4H211ZM224 5H225V3L223 4V6H224ZM242 5H244V4H242ZM252 5H253V4H252ZM0 6H1V5H0ZM26 6H28V5H26ZM36 6H38V5H36ZM41 6H42V5H41ZM52 6H51V7H52ZM68 6H69V5H68ZM109 6H110V5H109ZM109 6H108V9L111 8V7L109 8ZM159 6H160V5H159ZM191 6H192V5H191ZM1 7H2V6H1ZM3 7H4V6H3ZM7 7H8V6H7ZM12 7H15V6L12 5ZM20 7H21V6H20ZM33 7H34V6H33ZM33 7H32V8H33ZM46 7H47V5H46ZM46 7H45V8H46ZM51 7H50V8H51ZM60 7H61V6H60ZM60 7H59L58 9H59L60 12H61ZM69 7H70V6H69ZM69 7H68V8H69ZM91 7H92V4H91ZM112 7H113V6H112ZM131 7H133V6H131ZM192 7H193V6H192ZM192 7H191V8H192ZM227 7H228V6H227ZM32 8H31V10L34 12V11L36 10V8H35V10H33L34 8H33V9H32ZM45 8H44V9H45ZM64 8H65V6H64ZM143 8H144V7H143ZM149 8H150V7H148V9H149ZM155 8H154V9H155ZM187 8H188V6H187ZM187 8H186V10H187ZM209 8H210V6L208 7V9H209ZM213 8H214V7H213ZM216 8H217V7H216ZM224 8H226V7H224ZM5 9H6V8H5ZM15 9H16V7H15ZM38 9H39V8H38ZM40 9H43V8H40ZM47 9H48V8H47ZM62 9H63V8H62ZM69 9H70V8H69ZM72 9H73V8H72ZM72 9H71V10H72ZM86 9H87V8H86ZM132 9H133V8H132ZM139 9H138V10H139ZM148 9H147V10H148ZM196 9H197V8H196ZM206 9H207V7H206ZM206 9H205V10H206ZM210 9L212 10V8H210ZM218 9H219V7H218ZM11 10H12V9H11ZM13 10H14V8H13ZM59 10H58V11H59ZM82 10H83V9H82ZM133 10H137V8H136V9H133ZM158 10H159V9H158ZM239 10H240V9H239ZM8 11H9V10H8ZM32 11H31V12H32ZM40 11L42 12V10H40ZM54 11H55V9H54ZM56 11H57V9H56ZM58 11H57V13H58ZM63 11H64V10H62V12H63ZM76 11H77V10H76ZM78 11H79V10H78ZM85 11H86V10H85ZM97 11H98V10H97ZM153 11H154V10H153ZM160 11H162V10L160 9ZM163 11H164V10H163ZM163 11H162V12H163ZM178 11H179V10H178ZM181 11H183V10H181ZM184 11H185V10H184ZM12 12H14V11H12ZM12 12H9V13H12ZM20 12H21V11H20ZM20 12H19V13H20ZM35 12H37V10H36ZM35 12H34V13H35ZM73 12L75 13V11H73ZM73 12H72V13H73ZM95 12H96V11H95ZM107 12H108V11H107ZM109 12H110V11H109ZM127 12H128V11H127ZM127 12H126V13H127ZM185 12H186V11H185ZM185 12H184V13H185ZM194 12H196V11H194ZM216 12H217V11H216ZM15 13H16V12H15ZM21 13H22V12H21ZM63 13H64V12H63ZM82 13H83V11H82ZM98 13H99V15H101L102 12H101V13L98 12ZM98 13H96V14L98 15ZM132 13L135 14V12H132ZM191 13H192V12H191ZM207 13H208V12H207ZM251 13H252V12H251ZM13 14H14V13H13ZM23 14L25 15V18H27V17H26L27 13H26V14L23 13ZM37 14H38V13H37ZM42 14H43V12H42ZM58 14L61 15L60 13H58ZM68 14H69V13H68ZM104 14H105V13H104ZM104 14H103V15H104ZM115 14H116V13H115ZM115 14H114V15H115ZM117 14H118V13H117ZM127 14L130 15V13H127ZM134 14H133V15H130V16L132 17V16H134ZM150 14H151V13H149V14H147V15H150ZM188 14H189V13H188ZM202 14H203V13H202ZM263 14H264V13H263ZM14 15H15V14H14ZM14 15H13V16H14ZM28 15H29V14H28ZM43 15H44V17H45L46 15L49 16V14H46V15L43 14ZM50 15H51V16H50L51 18H52V16H53V18H56V15L54 16L53 13H52V14L50 13ZM65 15H67V12H66V11H65ZM103 15H102V16H103ZM108 15H109V14H108ZM122 15L125 16V13L123 14V12H122ZM137 15L140 16L139 13H138ZM166 15H167V14H166ZM182 15H183V14H182ZM189 15H190V14H189ZM199 15H200V14H199ZM225 15H226V14H225ZM0 16H1V14H0ZM34 16H35V15H34ZM36 16H37V15H36ZM67 16H68V15H67ZM130 16H128V18H129ZM163 16H164V15H163ZM172 16H173V15H172ZM193 16H195V15H193ZM193 16H192V17H193ZM197 16H198V15H197ZM219 16H220V15H219ZM30 17H31V16H30ZM39 17L41 18V16H39ZM65 17H66V16H65ZM80 17H81V16H80ZM99 17H100V16H99ZM109 17H111V16L109 15L107 18L109 19ZM114 17H115V16H114ZM114 17H113L114 20H115V18L117 19V16H116L115 18H114ZM119 17H120V16H119ZM121 17H122V16H121ZM121 17H120V18H121ZM134 17H135V16H134ZM134 17H132V18H134ZM185 17H188V16H185ZM20 18H21V15H20ZM25 18H24V16H23V19H25ZM36 18H38V17H36ZM58 18H59V17H58ZM58 18H56V19H58ZM60 18H61V17H60ZM103 18H104V16H103ZM103 18H102V19H103ZM122 18H123V17H122ZM125 18H126V17H124V19H125ZM128 18H127V19H128ZM135 18H136V17H135ZM135 18H134V19H135ZM163 18H164V17H162V19H163ZM174 18H175V16H174ZM188 18L190 19L191 17H188ZM188 18H187V19H188ZM209 18H210V17H209ZM28 19L30 20V18H28ZM38 19H39V18H38ZM38 19H37V21H38ZM41 19H42V18H41ZM94 19H95V18H94ZM102 19H99V20L101 21ZM111 19H112V17H111ZM111 19H109V21H110ZM134 19H132V20H133V21H136V20H134ZM178 19H179V18H178ZM181 19H182V18H181ZM181 19H179V20H181ZM198 19H199V18H198ZM198 19H197V20H198ZM261 19H262V18H261ZM2 20H3V19H2ZM16 20H17V19H16ZM29 20H27V21L29 22ZM46 20L49 21L50 18H49V20H48V18H47ZM54 20H55V19H54ZM99 20H96V23H97V21H99ZM114 20H112V22H113ZM118 20H119V22L121 21V19H119V18H118ZM176 20H177V19H176ZM185 20H186V19H185ZM3 21H4V20H3ZM7 21H8V20H7ZM17 21H18V20H17ZM30 21L32 22L33 20L31 19ZM39 21H40V20H39ZM42 21H44V19H43ZM106 21H107V20H105V22H104L105 24H106ZM125 21H126V20H125ZM12 22H15V21H12ZM23 22H24V21H23ZM123 22H124V21H123ZM126 22L129 23L130 21H126ZM167 22H168V21H167ZM167 22H166V23H167ZM200 22H204V21L201 20ZM260 22H261V21H260ZM101 23H102V22H101ZM104 23H102V25H103ZM107 23H108V22H107ZM115 23H118V21L115 22ZM127 23H126V24H127ZM130 23H131V22H130ZM136 23H137V22H136ZM140 23H141V22H140ZM140 23H139V25H140ZM147 23H148V22H147ZM147 23H146V24H147ZM152 23H153V22H152ZM105 24H104V25H105ZM108 24H109V23H108ZM134 24H135V23H134ZM134 24H133V25H134ZM170 24H171V23H170ZM183 24H184V23H183ZM189 24H190V23H189ZM234 24H235V23H234ZM19 25H20V24H19ZM109 25H110V24H109ZM109 25H108V26H109ZM112 25H113V24H112ZM135 25H136V24H135ZM141 25H142V24H141ZM155 25H156V24H155ZM178 25H179V24H178ZM206 25H207V24H206ZM20 26H21V25H20ZM25 26L27 27L28 25H25ZM105 26H106V25H105ZM114 26H115V25H114ZM116 26H118V28L121 27L120 25H116ZM119 26H120V27H119ZM126 26H127V25H126ZM174 26H175V24H174ZM248 26H249V25H248ZM26 27H25V28H26ZM32 27H34V26H32ZM98 27H99V26H98ZM98 27H97V28H98ZM101 27H102V26H101ZM111 27H112V26H111ZM133 27H135V26H133ZM133 27H131V28H133ZM159 27H160V26H159ZM172 27H173V26H172ZM181 27H182V26H181ZM253 27H255V26H252V28H253ZM43 28H44V27H43ZM104 28H105V27H104ZM118 28H117V30H118ZM126 28H127V27H126ZM153 28H154V27H153ZM153 28H152V29H153ZM174 28H175V27H174ZM29 29H30V28H29ZM35 29H36V28H35ZM40 29H41V28H40ZM82 29H83V28H82ZM98 29H99V28H98ZM102 29H103V28H102ZM149 29H150V28H149ZM149 29H148V30H149ZM152 29H151V30H152ZM168 29H170V28L168 27ZM5 30H6V29H5ZM80 30H81V28H80ZM105 30H106V29H105ZM114 30H115V28H114ZM156 30H157V29H156ZM165 30H166V29H165ZM254 30H255V29H254ZM259 30H260V29H259ZM145 31H147V30L145 29ZM152 31H153V30H152ZM242 31H243V30H242ZM10 32H11V31H10ZM74 32H75V31H74ZM128 32H129V31H128ZM137 32H138V31H137ZM238 32H239V31H238ZM248 32H249V31H248ZM254 32H255V31H254ZM260 32H261V31H260ZM57 33H58V32H57ZM57 33H56V34H57ZM59 33H60V32H59ZM111 33H112V32H111ZM116 33H117V32H116ZM122 33H123V32H122ZM138 33H139V32H138ZM147 33H149V32H147ZM249 33H250V32H249ZM70 34H71V33H70ZM81 34H82V33H81ZM173 34H174V33H173ZM229 34H230V33H229ZM255 34H256V33H255ZM2 35H3V33H2ZM25 35H26V34H25ZM29 35H32V34H29ZM71 35H72V34H71ZM114 35H115V34H114ZM120 35H122V34H120ZM237 35L239 36V33H238ZM243 35H244V34H243ZM258 35H259V34H258ZM83 36H84V35H83ZM251 36H252V34H251ZM259 36H260V35H259ZM261 36H262V35H261ZM39 37H40V36H39ZM65 37H66V36H65ZM67 37H68V36H67ZM86 37H87V36H86ZM241 37H242V35H241ZM255 37H256V36H255ZM36 38H37V37L35 36V40H36ZM53 38H55V37H53ZM218 38H219V37H218ZM228 38H229V37H228ZM230 38H231V37H230ZM233 38H234V37H233ZM236 38H237V37H236ZM236 38H235V39H236ZM245 38H246V37H245ZM245 38H244V39H245ZM252 38H253V37H252ZM259 38H260V37H259ZM15 39H16V38H15ZM43 39H44V38H43ZM50 39H51V38H50ZM61 39H62V38H61ZM66 39H67V38H66ZM70 39H71V38H70ZM72 39H73V38H72ZM237 39H238V38H237ZM249 39H251V38H249ZM22 40H23V39H22ZM33 40H34V39H33ZM53 40H54V39H53ZM62 40H63V39H62ZM225 40H226V39H225ZM230 40H231V39H230ZM247 40H248V39H247ZM17 41H18V40H17ZM19 41H20V40H19ZM39 41H40V40H39ZM42 41H43V40H42ZM42 41H41V42H42ZM44 41H46V40H44ZM44 41H43V42H44ZM198 41H199V40H198ZM235 41H236V40H235ZM249 41H251V40L246 41L247 45H248V42H249ZM252 41H253V39H252ZM262 41H263V40H262ZM262 41H260V43H261ZM32 42H33V41H32ZM48 42H49V40H48ZM52 42L54 43V42H56V41H52ZM52 42H51V43H52ZM76 42H78V41H76ZM102 42H103V41H102ZM216 42H217V41H215V43H216ZM219 42H220V41H219ZM223 42H224V41H223ZM223 42H222V43H223ZM263 42H264V41H263ZM12 43H13V42H12ZM62 43H63V42H62ZM85 43H86V42H85ZM220 43H221V42H220ZM235 43H236V42H235ZM240 43H242V41H241ZM251 43H252V42H251ZM5 44H6V43H5ZM13 44H14V43H13ZM24 44H26V43H24ZM27 44H29V43H27ZM94 44H96V42H95ZM216 44L218 45V43H216ZM229 44H230V43L228 42V45H229ZM232 44H233V42H232ZM252 44H253V43H252ZM10 45H11V44H10ZM29 45H30V44H29ZM31 45H32V44H31ZM39 45H40V44H39ZM72 45H73V44H72ZM224 45H226V44H224ZM237 45H240V44L238 43ZM237 45H236V46H237ZM260 45H261V44H260ZM262 45H264V44L262 43ZM15 46H16V45H15ZM24 46L26 47L27 45H24ZM41 46H42V45H41ZM89 46H90V45H89ZM219 46H220V45H219ZM234 46H235V45H234ZM254 46H255V45H254ZM43 47H44V45H43ZM76 47H77V46H76ZM84 47H85V46H84ZM144 47H145V46H144ZM239 47H240V46H239ZM246 47H247V46H246ZM256 47H257V46H256ZM261 47H262V46H261ZM19 48H20V47H19ZM39 48H41V47H39ZM203 48H204V47H203ZM209 48H210V47H209ZM229 48H230V47H229ZM237 48H238V47H237ZM243 48H244V47H243ZM251 48H253V47H251ZM259 48H260V47H259ZM32 49H33V48H32ZM219 49H220V48H219ZM226 49H228V48H226ZM230 49H231V48H230ZM230 49H229V50H230ZM232 49H233V48H232ZM247 49H248V48H247ZM0 50H1V49H0ZM3 50H6V49H3ZM206 50H207V49H206ZM244 50H245V49H244ZM252 50H253V49H252ZM8 51H10V50H8ZM46 51H47V50H46ZM46 51H45V52H46ZM62 51H63V50H62ZM69 51H70V50H69ZM233 51H234V49H233ZM237 51H238V50H237ZM255 51H256V50H255ZM13 52H14V50H13ZM17 52H18V50H17ZM48 52H49V51H48ZM48 52H46V55H47ZM58 52H59V51H58ZM66 52H67V51H66ZM70 52H72V50H71ZM75 52H76V51H75ZM211 52H212V51H211ZM219 52H220V51H219ZM224 52H225V51H224ZM238 52H239V51H238ZM246 52H247V51H246ZM246 52H244V54H245ZM248 52H249V50H248ZM253 52H254V50H253ZM258 52H259V51H258ZM3 53H4V52H3ZM14 53H15V52H14ZM38 53H39V52H38ZM42 53H44V52H42ZM68 53H69V52H68ZM254 53H257V52H254ZM0 54H1V53H0ZM230 54H232V53L230 52ZM234 54H236V53L234 52ZM247 54H248V53H247ZM10 55H11V54H9V56H10ZM12 55H13V54H12ZM14 55H15V54H14ZM37 55H38V54H37ZM37 55H36V56H37ZM44 55H45V54H44ZM223 55L225 56L226 54L223 53ZM250 55H253V54L251 53ZM22 56H23V55H22ZM27 56H28V55H26V57H27ZM39 56H40V55H39ZM42 56H43V55H42ZM228 56H229V55H228ZM232 56H233V55H232ZM232 56H231V57H232ZM18 57L21 58L20 56H18ZM53 57H54V56H53ZM231 57H230V58H231ZM233 57H234V56H233ZM238 57H239V56H238ZM238 57H236V58H238ZM240 57H241V56H240ZM252 57H254V55H253ZM35 58H36V57H35ZM247 58H248V57H247ZM16 59H18L17 56H16ZM241 59H242V57H241ZM241 59H240V60H241ZM205 60H206V59H205ZM215 60H216V58H215ZM178 62H182V61H178ZM183 62H184V61H183ZM107 63H108V62H107ZM5 64H6V63H5ZM7 64H8V63H7ZM148 64H149V63H148ZM182 64H183V63H182ZM192 64H193V63H192ZM226 64H227V63H226ZM10 65H11V64H10ZM152 65H153V64H152ZM188 65H189V64H188ZM188 65H187V66H188ZM197 65H198V64H197ZM183 66H184V65H183ZM137 67H138V65H137ZM140 67H141V66H140ZM142 67H143V66H142ZM145 67H146V66H145ZM145 67H144V68H145ZM171 67H172V66H171ZM209 67H211V66H209ZM155 68H156V67H155ZM155 68H153V69L155 70ZM176 68H179V67H176ZM185 68H186V67H185ZM134 69H136V67H135ZM139 69H140V68H139ZM139 69H138V70H139ZM145 69H146V68H145ZM151 69H152V68H151ZM151 69H150V70H151ZM161 69H162L161 71L164 72L163 68H161ZM164 69H165V68H164ZM171 69H172V68H171ZM216 69H217V68H216ZM131 70H132V68H131ZM138 70H137V71H138ZM142 70H143V69H142ZM167 70H168V69H167ZM167 70H166V71H167ZM228 70H229V69H228ZM231 70H232V69H231ZM135 71H136V70H135ZM146 71H147V70H146ZM226 71H227V70H226ZM229 71H230V70H229ZM235 71H236V70H235ZM237 71H238V70H237ZM239 71H242V70H239ZM125 72H126V71H125ZM125 72H124V73H125ZM127 72H129V70H128ZM127 72H126V73H127ZM144 72H145V71H144ZM162 72H160V73H162ZM220 72H221V71H220ZM224 72H225V71H224ZM224 72H222V73H224ZM124 73H121V75H123ZM206 73H207V72H206ZM206 73H205V74H206ZM218 73H219V72H218ZM227 73H228V71H227ZM233 73L235 74L236 72L233 71ZM233 73L231 72V75H232ZM237 73H238V72H237ZM116 74H117V73H116ZM139 74H140V73H139ZM154 74H156V73H154ZM157 74H159V73L157 72ZM216 74H217V73H215V75H216ZM225 74H226V73H225ZM229 74H230V73H229ZM246 74H247V73H246ZM252 74H253V73H252ZM110 75H111V74H110ZM119 75H120V73H119ZM119 75H117V76H119ZM142 75H143V74H142ZM145 75H146V74H145ZM145 75H144V76H145ZM206 75H208V74H206ZM215 75H213V77H214ZM218 75H220V74H218ZM113 76H114V75H113ZM113 76H112V77H113ZM124 76H125V75H124ZM148 76H150V74L147 73V77H148ZM160 76H161V75H160ZM185 76H186V75H185ZM204 76H205V75H204ZM228 76H229V75H228ZM244 76H245V75L243 74V76H241V77H244ZM72 77H73V76H72ZM137 77H138V76H137ZM145 77H146V76H145ZM186 77H187V76H186ZM191 77H192V76H191ZM233 77H234V76H233ZM238 77H239V76H238ZM77 78H78V77H77ZM160 78H161V77H160ZM187 78H188V77H187ZM189 78H190V77H189ZM189 78H188V79H189ZM198 78H199V76H198ZM198 78H196V79H198ZM202 78H203V77L201 76V79H200L201 81H202ZM207 78H208V77L206 76L205 79L207 80ZM214 78H215V77H214ZM221 78H223V77H221ZM221 78H220V81L222 80ZM75 79H76V78H75ZM101 79H103V78H101ZM129 79H130V78H129ZM138 79H139V78H138ZM178 79H179V78H178ZM188 79H187V80H188ZM208 79H209V78H208ZM227 79H228V78H226V80H227ZM240 79H241V78H240ZM254 79H256V78L254 77ZM258 79H259V77H258ZM260 79H261V77H260ZM112 80H113V79H112ZM156 80H157V79H156ZM171 80H172V79H171ZM187 80H185V81H187ZM211 80H212V79H211ZM216 80H217V79H216ZM232 80H233V79H232ZM232 80H231V81H232ZM251 80H252V79H250V80H248V81H251ZM99 81H100V80H99ZM106 81H107V80H106ZM129 81H130V80H129ZM172 81H173V80H172ZM214 81H215V80H214ZM217 81H218V80H217ZM108 82H110V81H108ZM126 82H127V81H126ZM175 82H176V81H175ZM182 82H184V80H182ZM187 82H189V80H188ZM196 82H198V80H197ZM223 82H224V81H223ZM260 82L262 83L261 80H260ZM260 82H259V83H260ZM104 83H106V82H104ZM104 83H103V84H104ZM118 83H120V82H118ZM137 83H138V82H137ZM167 83H168V82H167ZM198 83H199V82H198ZM201 83H202V82H201ZM204 83H205V80H204ZM209 83H210V82H209ZM209 83H208V84H209ZM211 83H212V82H211ZM218 83H220V82L218 81ZM218 83H215L213 86H212V84H210L211 86L208 87V90H207V91H208V93L210 92V94H209L210 96H211L213 93H214L213 96H217L218 94H220V96L222 95L221 92H222L223 89H225V88H224V87H225L224 85H222V86H223L222 90H219V89H218L219 87H218V88H213V89H211L212 87H214V86H215L216 84H218ZM224 83H225V82H224ZM244 83H245V82H244ZM132 84H133V83H131V86H132ZM134 84H136V83H134ZM171 84H172V83H171ZM181 84L183 85V83H181ZM181 84H180V85H181ZM184 84H185V82H184ZM194 84H195V81H194ZM194 84H192V85H194ZM206 84H207V83H206ZM220 84H221V83H220ZM220 84H219V85H220ZM242 84H243V83H242ZM245 84H246V83H245ZM83 85H85V84H83ZM83 85H82V86H83ZM128 85H130V82H129ZM153 85H154V84H153ZM153 85H152V86H153ZM159 85H160V84H159ZM168 85H169V86H167L168 88L171 87L170 84H168ZM173 85H174V86H177V85H175V84H172V87H173ZM180 85H179V86H180ZM185 85H186V84H185ZM185 85H184V86H185ZM196 85H197V84H196ZM219 85H218V86H219ZM260 85H261V84H260ZM92 86H93V85H92ZM109 86H111V85H109ZM125 86L127 87V85H125ZM125 86H123V87H121V88L119 87L118 89H119V90H121L122 88L124 89ZM138 86H139V84H138ZM138 86H137L138 91H137V92H134V94H135V93H136V94H137V93L139 94V91H142V90H143V89H141V87L138 88ZM157 86H158V85L155 86V89H156ZM165 86H166V85H165ZM179 86L176 87V88H180ZM188 86H189V83H188ZM197 86H198V85H197ZM197 86H196V87H197ZM216 86H217V85H216ZM220 86H221V85H220ZM222 86H221V87H222ZM239 86H240V85L237 86L238 89H239ZM258 86H259V85H258ZM111 87H112V86H111ZM113 87H114V86H113ZM115 87H116V86H115ZM115 87H114V88H115ZM149 87H151V86H149ZM149 87H148V89H149ZM163 87H164V86H162V88H161L162 90L164 89ZM172 87H171V88H172ZM181 87H182V86H181ZM189 87H192V86H189ZM198 87H200V86H198ZM202 87H203V86H202ZM202 87H201V88H198V89H202ZM233 87H234V89L237 90V87H236V86H233ZM235 87H236V88H235ZM247 87H248V85H247ZM249 87H250V86H249ZM253 87H256V86H253ZM106 88L109 89L108 86H107ZM114 88H112V89H114ZM116 88H117V87H116ZM130 88H131V92H132V90H134L136 87H134V89H132V87H129V89H127V91L130 90ZM142 88H143V87H142ZM152 88L154 89V87H152ZM152 88H150L149 90L151 91ZM165 88H166V87H165ZM168 88H167V89H168ZM194 88H195V87H194ZM209 88H210V89H209ZM226 88H227V87H226ZM240 88H241V86H240ZM263 88H264V87H263ZM88 89H89V88H88ZM118 89H116V90H118ZM123 89H122V92H123ZM140 89H141V90H140ZM167 89H164V90H167ZM183 89H184V88H183ZM185 89H186V88H185ZM196 89H197V88H196ZM205 89H206V87H205ZM216 89L218 90V92L220 91V93L216 92V91H217ZM229 89H230V88H229ZM244 89H246V87H245ZM254 89H255V88H254ZM254 89H252V90H254ZM164 90H163V92H164ZM172 90H173V88H172ZM178 90H179V89H178ZM193 90H194V89H193ZM193 90H192V91H193ZM210 90H211V91H210ZM215 90H216V91H215ZM249 90H250V89H249ZM258 90H259V88H258ZM25 91H26V90H25ZM93 91H94V89H93ZM96 91L99 92L98 89H96ZM96 91L92 92V94L95 93ZM144 91H147V89H145ZM152 91H154V90H152ZM160 91H161V90H160ZM174 91H175V90H174ZM202 91H203L202 93H204V91H206V90L203 89ZM207 91H206V92H207ZM237 91H238V90H237ZM237 91H236V92H237ZM240 91H241V90H240ZM240 91H238L237 93H240V94L242 93V94H243L244 92H246V91H242V92H240ZM86 92H88V91H86ZM112 92H113V91H112ZM116 92H117V91H116ZM119 92H120V91H119ZM125 92H126V91H125ZM148 92H149V91H148ZM157 92H158V90H157ZM169 92H170V91H169ZM212 92H213V93H212ZM223 92H224V90H223ZM223 92H222V93H223ZM226 92H228V91H226ZM226 92H225V93H226ZM230 92H231V91H230ZM236 92H235V96H233L234 93H232V97H233V98H236V96H237V95H236V94H237ZM258 92H260V94H261L263 91H258ZM26 93H28V92H26ZM71 93H72V92H71ZM71 93H70V94H71ZM83 93H84V92H83ZM141 93H143V91H142ZM166 93H167V92H166ZM189 93H190V95H191V91H189ZM198 93H199V92H198ZM211 93H212V94H211ZM215 93H217V95H215ZM247 93H248V91H247ZM249 93H250V92H249ZM249 93H248V97L251 95V94H249ZM253 93H254V92H252V94H253ZM263 93H264V92H263ZM263 93L261 94V95H263V96H262L263 98H261V97L259 96L260 94H258V96H257V98H258V100H259L260 102H261L262 99H264V94H263ZM72 94H73V93H72ZM78 94H79V93H78ZM89 94H90V93H89ZM89 94H87V95H89ZM103 94H104V93H103ZM103 94H101V96H102ZM113 94H114V93H113ZM158 94H159V92H158ZM161 94H162V93H161ZM171 94H173V92H172ZM175 94H176V92H175ZM184 94H185V93H184ZM194 94L196 95V94H197V91H196V93H194ZM205 94H206V93H205ZM245 94H246V93H244V95H245ZM106 95H108V93H106ZM123 95H127V96H128L129 94H125V93H124V94H121V98H119V101L122 102V103H123V99L125 98ZM130 95H132V94H130ZM163 95H164V94H163ZM165 95H167V94H165ZM173 95H174V94H173ZM181 95H182V93H181ZM188 95H189V94H188ZM190 95H189V96H190ZM192 95H193V94H192ZM192 95H191V99H190V97H189L190 100H192L193 97H194V96H192ZM227 95L229 96V93H227ZM244 95H243V96H244ZM246 95H247V94H246ZM246 95L244 96V97L246 98V101H245V100H244V101H245V103H247L248 100H249L248 104H250V102H251L250 99H252L251 97H253V96L249 97V98H250V99H249ZM253 95H254V98H255V97H256V96H255L256 94H253ZM73 96H74V95H73ZM99 96H100V95H99ZM114 96H116V95H114ZM118 96L120 97L119 94H118ZM138 96H139V95H138ZM149 96H150V95H149ZM160 96H161V95H160ZM202 96H204V95L202 94ZM207 96H208V94H206L204 97L206 98ZM223 96H224V94H223ZM230 96H231V95H230ZM230 96H229V97H230ZM243 96H242V98H240V100L244 99ZM86 97H88V96H86ZM122 97H124V98L122 99ZM151 97H153V96H151ZM157 97H158V96H157ZM157 97H156V99H155V96L153 97V98L156 100V102H157V100H159V99H158L159 97H158V98H157ZM161 97H163V96H161ZM173 97H174V96H173ZM176 97H177V96H176ZM226 97H227V96H226ZM237 97H238V96H237ZM126 98H127V99H126ZM126 98H125V99L128 100V99H129V96L126 97ZM142 98H143V97H142ZM145 98H146V97H145ZM145 98H143V100H145ZM147 98H149V97H147ZM164 98H166V97L164 96ZM170 98H172V97L169 96V101L172 102V100H171ZM179 98H180V97H179ZM196 98H197V96L195 97V99H196ZM199 98H200V97H199ZM211 98H212V97H211ZM230 98H231V97H230ZM230 98H229V101L231 100ZM247 98H248V100H247ZM254 98H253V99H254ZM105 99H106V98H105ZM108 99H109V98H108ZM117 99H118V97H117ZM125 99H124V103H125V101H126ZM131 99H135V98H131ZM140 99H141V98H140ZM149 99H150V98H149ZM173 99H175V98H173ZM215 99H216V98H215ZM112 100L114 101L115 99H112ZM112 100H111V101H112ZM167 100H168V95H167ZM176 100H177V99H176ZM176 100H174V102H176ZM180 100H181V99H180ZM182 100H184V99H182ZM185 100H187V98H185ZM190 100H189V101H184V102L178 100L179 103H177V102H176V103H177V104L184 103V104H182V107H183V105L185 106L187 102L190 103ZM193 100H194V99H193ZM199 100H200V99H199ZM207 100H208V99H207ZM207 100L205 99V101H207ZM210 100H212V99H210ZM113 101H112V102H113ZM134 101H136V103H138V102H137V99L131 101V103L134 102ZM138 101H140V100H138ZM151 101H152V100L150 99V102H151ZM159 101H160V100H159ZM164 101H165V102H169V101H166V99H165ZM218 101H219V100H218ZM233 101H234V99L231 100V103H233ZM256 101H257V99H256ZM114 102H117V101L115 100ZM120 102H117V103L119 104ZM141 102H142L141 104H143L144 106L146 105L147 102H148L147 104L150 105L149 100L145 101V103H144V101H142V99H141ZM152 102H153V101H152ZM171 102H169V104H170ZM191 102H192V101H191ZM207 102H208V101H207ZM214 102H215V101H214ZM219 102H221V103H220V106L224 105V103L222 102V100H220ZM237 102H239V99L237 100ZM242 102H243V101H242ZM242 102H241V103H242ZM1 103H2V101H1ZM1 103H0V104H1ZM15 103H17V102H15ZM131 103H130V104H131ZM157 103H158V102H157ZM189 103H188V105H187L188 108H189V106H190V108H191V107L194 108V106H192V105L198 104L199 102L196 103V102L194 101L195 104L192 102V105L189 104ZM208 103H209V102H208ZM212 103H213V101H212ZM212 103H211V104H212ZM222 103H223V104H222ZM226 103H228V102H225V104H226ZM257 103H258V102H256V104H257ZM130 104H129V105H130ZM151 104H152V103H151ZM154 104H155V103H154ZM154 104H153V105H154ZM160 104H163V103H160ZM166 104L168 105V109H169V107L172 108V111H174V110H173V107H174V109H176V108H175L176 105H173V106H172V104H171V106H169L168 103H166ZM173 104H174V103H173ZM221 104H222V105H221ZM229 104H230V102H229ZM248 104H247L246 107H248ZM254 104H255V103H254ZM17 105H18V104H17ZM17 105H16V106H17ZM20 105H21V104H20ZM121 105H122V104H121ZM121 105L119 104L118 106H121ZM153 105H151V107H152ZM230 105H231V106H232V105L234 106V104H230ZM230 105H229V106H230ZM236 105H237V107H238V104H236ZM243 105H245V104H243ZM23 106H24V104L22 105V107H23ZM118 106H117V107H118ZM139 106H140V105H139V103H138V107H139ZM144 106H143V107H144ZM154 106H155V105H154ZM161 106H162V105H161ZM161 106H159V108H157V106H155V107H156V110H157V111H158V109L160 110V109H161V108H160ZM177 106H179V105H177ZM195 106H196V105H195ZM204 106H205V111H204V112L206 113V112H207L206 110L209 109V107H208L209 104H208V105H204ZM225 106H227L226 108L229 107L227 104H226ZM231 106H230L229 108H231ZM1 107H2V106H1ZM11 107H12V106H11ZM114 107H115V106H114ZM124 107H125V106H123V108H124ZM140 107H141V106H140ZM163 107H164V111H165V106H162V109H163ZM182 107L179 106L180 111H181ZM206 107H207V108H206ZM214 107H216V106H214ZM217 107H219V106H217ZM237 107H235V109H237ZM246 107H244L243 110H244ZM9 108H10V107H9ZM12 108H13V107H12ZM145 108H147V107H145ZM152 108H153V107H152ZM166 108H167V106H166ZM171 108H170V110H171ZM179 108L177 107L178 110H179ZM190 108H189V109H190ZM193 108H192V110H193ZM195 108L201 110V108H197V106H196ZM195 108H194V109H195ZM203 108H204V107H203ZM223 108H225V107H223ZM226 108H225V109H226ZM232 108H233V107H232ZM211 109H212V108H211ZM211 109H210V110H211ZM233 109H234V108H233ZM18 110H19V109H18ZM40 110H41V109H40ZM151 110H152V109H151ZM178 110H177V111H178ZM182 110H184V107H183ZM210 110H209V111H210ZM213 110H214V109H212V111H210L212 114H214V113H213V112H214ZM215 110H216V109H215ZM221 110H223V109H221ZM221 110H220V111H221ZM226 110H227V109H226ZM229 110H230V109H229ZM252 110H253V112H254V111H255V112H256V111H260V112H261V111L264 110V109H262V110H256V109L254 108V109H251V111H252ZM3 111H6V110H3ZM26 111H27V110H26V108H25V112H26ZM172 111H171V114L173 113ZM175 111H176V110H175ZM175 111H174V113H175ZM194 111H195V110H194ZM197 111H198V110H197ZM201 111H202V110H201ZM201 111H200V114L198 115V117H201L200 115L203 114V113L201 114ZM233 111H234L233 114L230 112L233 116H234L235 114H236V116H239V115H237V113H239V112H237V110H236V111L233 110ZM240 111H241V110H240ZM244 111L246 112V109H245ZM244 111H241V112L243 113ZM168 112L170 113V111H168ZM168 112L166 111V113H168ZM185 112H188V109H186ZM221 112H222V111H221ZM223 112H224L223 114H225V111H224V110H223ZM236 112H237V113H236ZM249 112H250V111H249ZM5 113H6V112H5ZM7 113H9V112H7ZM11 113H12V112H11ZM39 113H40V112H39ZM162 113H163V112H162ZM180 113H181V112H180ZM193 113H194V112H193ZM193 113L191 112V113H189V114H193ZM215 113H217V111H215ZM230 113H229V114H230ZM256 113H257V112H256ZM263 113H264V111H263ZM37 114H38V113H37ZM37 114H35V115H37ZM121 114H122V113H121ZM177 114H179V113H177ZM177 114H176V115H177ZM196 114H197V112H196L194 115L196 116ZM229 114L227 113V115H224L225 117H223V118H227V117H228L229 119H231V120L233 121V119H232L233 116H232L231 114H230V115H229ZM239 114H241V113H239ZM243 114H244V113H243ZM245 114H246V113H245ZM253 114H254V113H253ZM7 115H8V114H7ZM11 115H13V114H11ZM11 115H10V116H11ZM166 115H167V114H166ZM208 115H210V114L207 112V117H208ZM246 115H247V114H246ZM256 115H257V114H256ZM256 115H255V116H256ZM258 115H259V114H258ZM263 115H264V114H263ZM10 116L8 115V117H10ZM27 116H28V114H27ZM43 116H44V115H43ZM125 116H126V115H125ZM125 116H124V117H125ZM174 116H175V115L172 114V117H174ZM203 116H204V115H203ZM240 116H241V115H240ZM255 116H254V118H255ZM260 116H261V114H260ZM1 117H2V116H1ZM6 117H7V116L5 115V118H6ZM36 117H37V116H36ZM39 117H40V116H39ZM129 117H130V116H129ZM129 117H127L128 120H129ZM180 117H181V116H180ZM183 117H184V116H183ZM209 117H211V115H210ZM231 117H232V118H231ZM242 117H244V115H243ZM258 117H259V116H258ZM43 118H44V117H43ZM127 118L125 117V118H123V119H127ZM220 118H221V117H220ZM234 118H235V116H234ZM245 118H246V117H245ZM251 118H252V119H251L250 121L253 120V116H252ZM259 118L261 119V117H259ZM259 118H257V119H259ZM2 119H4V117H3ZM34 119H35V118H34ZM123 119H122V120H123ZM132 119H133V118H132ZM201 119H202V117H201ZM207 119H208V118H207ZM210 119L213 120L214 117H213V118L211 117ZM210 119H209V120H210ZM240 119H242V118H240ZM248 119H250V118H248ZM260 119L258 120L259 122H257L256 126L259 125V124H260V126H261V125L264 123V121H262V120H260ZM262 119H264V117H263ZM135 120H136V119H135ZM197 120H198V118H197ZM203 120H206L205 117H204ZM209 120H207V121H209ZM219 120H220V119H219ZM219 120H218V121H219ZM223 120H225V119H223ZM223 120H222V121H223ZM31 121H32V120H31ZM33 121L35 122V120H33ZM33 121H32V122H33ZM47 121H48V120H47ZM113 121H114V120H113ZM117 121H118V120H117ZM130 121H131V120H130ZM133 121H134V120H132V122H133ZM142 121H144V120H142ZM207 121H206V122H207ZM214 121H215V120H213L212 122H214ZM227 121H229V120H227ZM237 121H238V120H237ZM241 121H242V120H241ZM253 121H254V120H253ZM255 121H256V120H255ZM261 121L263 122L262 124H261ZM16 122H17V121H16ZM16 122H14V123H16ZM34 122H33V123H34ZM74 122H75V121H74ZM76 122H77V121H76ZM118 122H120V121H118ZM123 122H124V121H123ZM134 122H135V121H134ZM139 122H140V121H139ZM204 122H205V121H204ZM225 122H226V120H225ZM248 122H249V120H248ZM28 123H29V122H28ZM28 123H27V124H28ZM145 123H146V122H145ZM208 123H209V122H208ZM214 123H215V122H214ZM216 123H217V122H216ZM218 123H219V122H218ZM258 123H259V124H258ZM84 124H85V123H84ZM141 124H142V122H141ZM141 124H140V126H141ZM146 124L148 125L149 123H146ZM210 124H212V123H210ZM251 124H252V123H251ZM251 124H250V125H251ZM77 125H78V124H77ZM77 125L75 124V125H73V127H75V126H77ZM113 125H114V124H113ZM116 125H117V124H116ZM116 125H115V127H116ZM135 125H137V124H135ZM144 125H145V124H144ZM233 125L236 126V125L234 124V122L232 123V126H233ZM254 125H255V124H254ZM12 126H13V125H12ZM30 126H31V125H30ZM36 126H37V125H36ZM83 126L88 127V126H86V124L83 125ZM110 126L112 127V125H110ZM117 126H118V125H117ZM119 126H121V124H120ZM221 126H222V125H221ZM223 126H224V125H223ZM7 127H8V126H7ZM7 127H4V129H5V128L7 129ZM13 127H14V126H13ZM24 127H25V128H24ZM24 127H23V130H22L23 134H24V131H28V130H26V129L29 127V125L24 126ZM26 127H27V128H26ZM89 127H90V126H89ZM129 127H131V126H129ZM218 127H220V126H218ZM236 127H237V126H236ZM238 127H241V126H238ZM257 127H258V126H257ZM261 127H263V125H262ZM224 128H225V127H224ZM228 128H229V127H228ZM245 128H246V127H245ZM24 129H25V130H24ZM74 129H75V128H74ZM85 129H86V128H85ZM104 129H105V128H104ZM111 129H112V128H111ZM143 129H144V128H143ZM257 129H258V128H257ZM1 130H2V129H1ZM35 130H37V129H34V131H35ZM78 130H80V129H78ZM86 130H87V129H86ZM116 130H119V128H116ZM120 130H121V128H120ZM133 130H134V129H133ZM138 130H140V129H138ZM168 130H169V129H168ZM170 130H171V129H170ZM2 131L4 132V130H2ZM10 131H11V130H10ZM29 131H31V130H29ZM38 131H39V130H38ZM74 131H77V130H74ZM160 131L162 132V129H161ZM88 132H89V131H88ZM117 132H118V131H117ZM18 133H19V135L22 134L21 131L18 132ZM18 133H17V135H18ZM34 133H35V132H34ZM133 133H134V132H133ZM172 133H173V132H172ZM263 133H264V132H263ZM0 134H1V133H0ZM102 134L106 135V133H102ZM108 134H109V133H108ZM122 134H126V133H122ZM122 134H121V135H122ZM149 134H150V133H149ZM156 134H161V133H158V132H157ZM162 134H163V133H162ZM162 134H161V135H162ZM177 134H178V133H177ZM177 134H176V135H177ZM187 134H188V133H187ZM5 135H6V134H5ZM8 135H9V134H8ZM19 135H18V136H19ZM27 135H28V134H26V135H24V136H27ZM29 135H30V134H29ZM167 135L169 136L170 134H167ZM179 135H180V134H179ZM9 136H10V135H9ZM11 136H12V135H11ZM18 136H14V138H15V139H16V138L19 139V137H21V136H23V135H21V136H19V137H18ZM36 136H37V135H36ZM126 136H128V135L126 134ZM144 136H146V135H144ZM182 136H184V135H182ZM182 136H181V137H182ZM234 136H235V135H234ZM27 137H29V136H27ZM30 137H31V136H30ZM78 137H79V136H78ZM89 137H90V136H89ZM89 137H88V138H89ZM103 137H104V136H103ZM112 137H113V136H112ZM146 137H147V136H146ZM146 137H144V138H146ZM148 137H149V136H148ZM151 137H152V136H151ZM174 137H175V135H174ZM177 137H179V136H177ZM177 137H176V138H177ZM186 137L188 138V136H186ZM11 138H12V137H10V138L8 137L9 140H14V139H11ZM23 138H26V137H23ZM88 138H87L86 140H88ZM96 138H97V137H96ZM96 138H95V139H96ZM99 138H100V137H99ZM99 138H98V139H99ZM104 138H105V137H104ZM116 138L118 139V137H116ZM116 138L113 137V138H112V139H113L112 141H114V142L118 141V140H116V141L114 140V139H116ZM152 138H153V137H152ZM183 138H184V137H183ZM6 139H7V137H6ZM29 139H30V138H29ZM95 139H94V140H95ZM98 139H96V140H98ZM105 139H106V138H105ZM105 139H104V140H105ZM130 139H131V138H130ZM132 139H133V138H132ZM162 139H163V138H162ZM170 139H171V138H170ZM180 139H181V138H180ZM0 140H1V139H0ZM22 140H25V139H22ZM34 140H36V139H34ZM96 140H95V141H96ZM99 140H100V139H99ZM104 140H100V142L102 141L101 143H104V142H105ZM107 140L110 141V138L108 137V139H106V141H107ZM144 140H145V139H144ZM156 140H157V142H158L159 139L157 138V139H155V141H156ZM166 140H168V139H166ZM4 141H5V140H4ZM6 141H7V140H6ZM20 141H21V139H20ZM20 141H18V143H19ZM25 141H27V139H26ZM95 141H93V143H94ZM103 141H104V142H103ZM119 141H120V142H118V144H119V145L122 144V143H121V139H120ZM145 141H146V140H145ZM150 141H151V140H150ZM162 141H163V140H162ZM164 141H165V140H164ZM202 141H203V140H202ZM0 142L2 143L3 140L0 141ZM13 142H14V141H13ZM15 142H16V140H15ZM15 142H14V143H15ZM79 142L81 143L82 140L79 141ZM79 142H77V143L79 144ZM129 142H130V141H129ZM175 142H176V141H175ZM181 142H182V141H181ZM181 142H180V143H181ZM196 142H197V141H196ZM18 143H17V144L15 143V144H16V145H19ZM24 143H25V142H23L22 145H23ZM91 143H92V142H91ZM93 143H92V144H93ZM96 143H97V142H96ZM96 143L94 144V147H95ZM98 143H99V142H98ZM106 143H107V142H106ZM109 143H110V142H109ZM150 143H151V142H150ZM154 143L156 144V142H154ZM154 143H153V144H154ZM172 143H174V141H172ZM176 143H177V142H176ZM176 143H175V144H176ZM198 143H199V142H198ZM198 143L196 144V143L194 142L193 145L196 144L195 146L197 147ZM208 143H209V142H208ZM212 143H213V142H212ZM215 143H216V142H215ZM215 143H213V146H214ZM220 143H221V142H220ZM220 143H219V144H220ZM11 144H12V143L9 142V143L6 145V144L3 142V143L0 145V149H1V147H2L3 150H5L4 147H7V146H9V145L11 146ZM26 144H27V143H26ZM78 144H77V146H78ZM112 144H113V143H112ZM144 144H146V143H144ZM182 144L184 145L185 143L182 142ZM182 144H181V145H182ZM200 144H201V143H199V145H200ZM221 144H223V145H221ZM221 144H220L221 146H225L224 148L221 149L222 152H223V151H224L223 149H226V146H227V145H226V144L224 145V143H221ZM233 144L236 145L235 142H233ZM252 144L254 145V143H252ZM252 144H251V145H252ZM257 144H258V148L264 146V145H261V144H259V143H257ZM16 145H15V146H16ZM22 145H21V146H22ZM104 145H105V146H108V144H107V145H106V144H103V146L101 145V146L103 147L102 150H104ZM115 145H116V144H115ZM115 145H112V146L109 145V146H111V147L114 146V147H115ZM146 145H147V144H146ZM159 145H160V144H159ZM166 145H167V146H168V145L170 146V145H173V144L170 143V144H166ZM178 145H179V144L175 145V148H176V149H175V150H176L175 152H177V150L181 148V152H182V153H185L186 151L183 152V150H185V149H182V148L186 147L187 145L184 146V147H180V145H179V146H178ZM188 145H189V144H188ZM201 145H203V144H201ZM207 145H209V144H207ZM207 145H206V146H207ZM234 145H233V148H232V146H231V147L227 146V149H226V150L229 149V151L231 152L230 148H232L233 155H234V150H233V149H236V151H238L237 148H236ZM251 145L249 144L250 147H251ZM259 145H261V146H259ZM10 146H9V147H10ZM15 146H14V147H15ZM75 146H76V145H75ZM98 146H100V145H98ZM131 146H132V145H131ZM134 146H135V145H134ZM134 146H133V147H134ZM147 146H148V145H147ZM164 146H165V145H164ZM177 146H178V148H177ZM195 146H194V147H195ZM203 146H204V145H203ZM243 146H244V145L242 144V147H243ZM249 146L247 145V147H249ZM9 147H7V148H9ZM17 147H18V146H17ZM24 147H26V145H24ZM71 147H72V146H71ZM79 147H80V146H79ZM79 147H78V149H79ZM114 147H113V148H114ZM159 147H160V146H159ZM188 147H189V146H188ZM214 147H215V146H214ZM214 147H212V149H213ZM250 147H249V148H250ZM7 148H6V150H7ZM18 148H19V147H18ZM18 148H17V149H18ZM20 148H21V147H20ZM74 148H75V147H74ZM97 148H99V147H97ZM97 148H96V149H97ZM100 148H101V147H100ZM109 148H110V147H109ZM113 148H111V149L113 150ZM115 148H116V147H115ZM117 148H118V146H117ZM142 148H144V146H142ZM157 148H158V147H156V149H157ZM163 148H164V147H163ZM165 148H166V147H165ZM208 148H209V147H208ZM208 148H207V149H208ZM240 148H241V147H240ZM243 148L246 149L245 146H244ZM253 148H254V147H251V149L254 151ZM256 148H257V145H256ZM256 148H255V149H256ZM9 149H13V147H12V148H9ZM22 149H23V147H22ZM86 149H87V148H86ZM91 149H93V148H91ZM96 149H93V150H96ZM128 149H129V148H128ZM136 149H137V148H136ZM144 149L146 150V148H144ZM148 149H149V148H148ZM159 149H160V148H159ZM159 149H158V150H159ZM186 149H187V147H186ZM190 149H191V151H192V148H190ZM217 149L220 150V148H217ZM217 149L214 148L215 151H216ZM251 149H250V150H251ZM3 150H2V151H3ZM6 150H5V151H6ZM13 150H15V148H14ZM23 150H24V149H23ZM98 150H100V149H98ZM98 150H97V151H98ZM139 150H142V149H141V148H138V151H139ZM145 150H143V153H144ZM151 150H152V149H151ZM187 150H188V149H187ZM193 150H196V149L193 148ZM214 150H211V149H210L211 153L213 154L211 158H213L214 155H215V156L218 155L217 153H218L219 151L217 150V152H214ZM226 150H225V151H226ZM247 150H248V151H247ZM263 150H264V148H263ZM0 151H1V150H0ZM2 151H1V153L4 152V151H3V152H2ZM16 151H17V150H16ZM47 151H48V150H47ZM72 151H73V150H72ZM100 151H101V150H100ZM105 151H106V150H105ZM116 151H117V150H116ZM116 151H115V149H114L113 152H116ZM128 151H129V150H128ZM138 151H136V152H138ZM161 151H162V150H161ZM171 151H172V150H171ZM171 151H170V152H171ZM188 151H189V152H188V155L191 156V154H194L193 151H192V153L190 152V150H188ZM196 151H197V150H196ZM198 151H199V150H198ZM212 151H213V152H212ZM9 152H10V151H9ZM9 152H8V153H9ZM20 152H21V151H20ZM48 152H49V151H48ZM77 152H78V151H77ZM87 152H88V151H87ZM89 152H91V151H89ZM94 152H95V151H94ZM108 152H109V151H108ZM108 152H107V154H108ZM113 152H111V153H113ZM119 152H120V153H119ZM119 152H118V151L116 152V153L118 154L117 157H119V156L121 155V153H122V154L124 153L123 150H122V152H121V150H120ZM129 152H130V151H129ZM129 152H128V153H129ZM131 152H132V151H131ZM146 152H147V150H146ZM146 152H145V153H146ZM150 152H151L153 155H156V156L159 157V155H158V154H159V153H158L159 151L156 152V154H154L153 151H150V150H149V153H150ZM166 152H169V151L166 150ZM178 152H180V150H178ZM201 152H202V151H201ZM201 152H196V154H197V153H198V155L203 154V153H204L203 155L206 154L204 151H203L202 153H201ZM222 152L220 151V153H222ZM244 152H245V150H244ZM244 152H243V154H244L243 158H242L241 155H239V152H238V154H237L236 152H235V153H236V155H239V156L241 157V159H245V164H246V163L249 162V160L246 162V160L249 159V158L246 159L247 156L245 157V153H246V152H249V153H250L249 156H251V153H252V152H250L249 149H246V152H245V153H244ZM14 153H15V152H14ZM17 153H18V152H17ZM21 153H22V152H21ZM81 153H82V152H81ZM91 153H92V152H91ZM96 153H97V152H96ZM128 153H127V154H128ZM134 153H135V151H134ZM145 153H144V154H145ZM149 153H148V154L146 153V154L149 155ZM173 153H174V152H173ZM182 153H181V155H182ZM190 153H191V154H190ZM199 153H200V154H199ZM207 153H210V152L207 151ZM220 153H219V155H220ZM225 153H226V152H225ZM225 153H224V154H225ZM240 153H242V150H241ZM69 154H70V153H69ZM88 154H89V153H88ZM92 154H93V153H92ZM98 154H100V153H98ZM102 154H103V152L101 151V154L99 155V157H97V156H96V157H97V158H100V156H102ZM104 154H105V155H103V157H104V156H107V158H110V157H108V155H106V152H104ZM119 154H120V155H119ZM124 154H125V153H124ZM139 154H140V153H139ZM144 154H143V157H144ZM146 154H145V155H146ZM169 154H170V153H169ZM177 154H178V153H177ZM186 154H187V153H186ZM196 154H195V155H196ZM224 154L222 153L221 156L218 155V156H217V161L220 162V160H218V159H220V157H223ZM228 154H230V153L228 152ZM243 154H242V155H243ZM246 154H248V153H246ZM16 155H17V154H16ZM20 155H22V154H20ZM28 155H29V154H28ZM84 155H85V154H84ZM109 155H110V154H109ZM134 155H135V154H134ZM147 155H146V156H147ZM161 155L163 156V154H161ZM183 155L185 156V154H183ZM255 155H256V154H255ZM258 155H260V154H258ZM258 155H256V156H258ZM10 156H11V155H10ZM10 156H9V157H10ZM12 156H13V155H12ZM17 156H18V155H17ZM17 156H16V157H17ZM73 156H74V154H73ZM86 156L88 157L87 154H86L85 156H83V157H86ZM114 156H115V155H114V153H113V157H114ZM121 156H122V155H121ZM121 156H120V157H121ZM128 156H129V155H128ZM128 156H127V157H128ZM146 156H145V157H146ZM151 156H152V155H151ZM151 156H150V157H151ZM173 156H174V155H173ZM196 156H197V155H196ZM205 156H208V155L206 154ZM209 156H211V154H210ZM215 156H214V160L216 159ZM226 156H227V155H226ZM229 156H230V155H229ZM239 156H238V158H239ZM249 156H248V157H249ZM253 156H254V154L252 153L251 159H252ZM262 156H263V154H262ZM0 157H4V156H0ZM6 157L8 158V156H6ZM6 157L4 158L5 161L3 160V161L0 162V187H2V188H4V189H5V188H6V189H10V188H13V187H14V189H16V187L18 186L19 189H20V187L23 186V181H22V179H21L19 176H20V174L22 173V172H20V171H23V170L21 169V170L16 171V169H20V168H18V167H19V164H18L17 162H13V161H15V158L12 159L13 161H11V163H12V162L15 163V164L17 163V164H18L17 167H15V166H16L15 164H11V165H10V164H9L10 162H9V161H8L9 163L7 162V158H6ZM23 157H24V156H23ZM29 157H30V156H29ZM75 157H76V156H75ZM94 157H95V155H94ZM96 157H95V158H96ZM113 157H112V158H113ZM132 157H134V156H132ZM136 157H137L138 159H141V158H139V156H136ZM136 157H135V160H136ZM150 157L148 156V157H146V158L150 159ZM152 157H154V156H152ZM164 157H166V156H164ZM193 157H194V156H193ZM193 157H192V158H193ZM224 157H225V156H224ZM224 157H223V158H224ZM233 157H234V156H232V157L230 156V158H233ZM260 157H261V155H260ZM37 158H38V157H37ZM76 158H77V157H76ZM78 158H79V157H78ZM90 158H91V157L89 156V159H88V160H90ZM92 158H93V156H92ZM112 158H111V159H112ZM115 158H116V156L114 157V159H115ZM125 158H126V157H125ZM160 158H161V157H160ZM187 158H188V157H187ZM208 158H210V157H208ZM211 158H210V159H211ZM226 158H227V159H226V160H227V163H229L228 161H229L230 158H229V157H226ZM235 158H237V156L234 157V159H235ZM254 158H255V156H254ZM257 158H258V157H257ZM257 158H256L255 160H257ZM8 159H9V158H8ZM10 159H11V157H10ZM31 159H32V158H31ZM80 159H82V158H80ZM116 159H118V158H116ZM123 159H124V158H121V162H119L120 160H117V161H118L119 163H122L121 165H126V161L123 160ZM130 159L134 160L133 158H130ZM170 159H171V158H170ZM210 159H208V160H210ZM221 159H222V158H221ZM234 159H233V160H234ZM241 159H240V162H241ZM259 159H260V158H259ZM0 160H1V159H0ZM88 160H86L87 163H89ZM99 160H100V159H99ZM122 160H123V162H125V164H123ZM143 160H144V159H143ZM145 160H146V159H145ZM150 160H153V159H150ZM154 160H156V158H154ZM161 160H162V159H161ZM163 160H164V159H163ZM171 160H172V159H171ZM188 160H189V159H188ZM196 160H197V159H196ZM198 160H199V159H198ZM198 160H197V161H198ZM214 160H211V161L213 162V164H214ZM226 160H224L225 163H226ZM260 160H261V159H260ZM75 161H76V160H75ZM75 161L73 162V160H71V162H73V163H75ZM80 161H81V163H82V160H80ZM80 161H77V162L79 163ZM94 161L96 162V160H93V161H90V162H92V164H93ZM111 161H112V160H111ZM127 161H128V160H127ZM130 161H131V160H130ZM136 161H137V160H136ZM146 161H148V160H146ZM201 161H202V160H201ZM217 161H216V162H217ZM222 161H223V160H222ZM230 161H232V160L230 159ZM234 161H235V160H234ZM242 161H243V160H242ZM252 161H253V160H251L250 162H252ZM263 161H264V158H263ZM28 162H29V161H28ZM30 162H31V161H30ZM30 162H29V163H30ZM95 162H94V163H95ZM97 162H99V161H97ZM114 162H115V161H113V162H109V161H108V162H103V163H101V164L99 163L98 165L95 163V165H97L96 167H97L98 172L101 174V177L103 176L104 178H106V180H109L110 182L112 181V183H114V184L116 183L115 185L117 186L118 189L123 190V189H125V188H128V189H125V190L130 191V188H131L132 186L129 188V185H127V184H129V181H128V183H127V182H125L123 179H120V178H122V176H120L121 173H120V171H118V169H117V167H116L117 165H114V164H115ZM142 162H144V161H142ZM152 162H153V161H152ZM157 162H159V163L157 164V166L160 165V161L157 160ZM161 162H163V161H161ZM164 162H165V161H164ZM168 162H169V161H168ZM170 162H171V161H170ZM170 162H169V164H170ZM250 162H249V163H250ZM255 162L258 163L259 161H255ZM128 163H130V162H128ZM132 163L134 164L135 162L132 161ZM144 163H145V162H144ZM146 163H147V162H146ZM148 163H149V161H148ZM154 163H155V161H154ZM166 163H167V162H166ZM191 163H193V162H191ZM197 163H198V162H197ZM222 163H223V162H222ZM232 163L234 164L233 161H232ZM242 163H243V162H242ZM252 163H253V162H252ZM259 163H262V162H259ZM263 163H264V162H263ZM82 164H83V163H82ZM135 164H136V163H135ZM138 164H139V163H138ZM138 164H137V165H138ZM164 164H165V163H164ZM175 164H176V163H175ZM182 164H183V163H182ZM194 164H195V163H194ZM216 164H218V162H217ZM250 164H251V163H250ZM13 165H14V167H15L14 170H12V169L14 168V167L12 168ZM77 165H78V164H77ZM79 165H80V164H79ZM89 165H91V164L89 163ZM93 165H94V164H93ZM155 165H156V163H155ZM161 165H163V164H161ZM183 165H184V164H183ZM187 165H188L189 167H191V171H193V170L196 171V168H197V171H201V170L198 169V167L195 168L194 166L189 165V163L186 164V168H188V169H189V167H187ZM201 165H202V164H201ZM206 165H207V164H206ZM220 165H221V164H220ZM227 165H228V164H227ZM229 165H230V163H229ZM231 165H232V164H231ZM231 165H230V166H231ZM247 165H248V164H247ZM252 165H253V164H252ZM259 165H262V164H259ZM85 166H87V165H85ZM118 166H119V165H118ZM135 166H136V165H135ZM145 166H148V165H145ZM172 166H173V165H172ZM203 166L205 167L204 164H203ZM207 166H210V165H207ZM224 166H225V165H224ZM237 166H242V165H237ZM249 166H250V165H249ZM262 166H263V168H264V164H263ZM122 167H126V166H122ZM142 167H143V166H142ZM159 167H160V169H161L163 166H159ZM166 167H167V166H166ZM170 167H171V166H170ZM183 167L185 168V166H183ZM183 167H182V170H179V169H178L179 171H181L180 174H179V172H178L179 176L182 174ZM193 167H194L195 169H194ZM231 167L233 168V166H231ZM231 167H230V168H231ZM242 167H243V166H242ZM256 167L258 168V166L256 165V166L254 167V170L256 169ZM90 168H91V167H90ZM94 168H95V167H94ZM126 168H127V167H126ZM126 168H123V169L125 170ZM129 168H130V167H129ZM152 168H153V170H154V168L156 169L157 167H152ZM179 168H180V167H179ZM235 168H237V167H235ZM263 168L261 167L260 169L264 170ZM91 169H92V168H91ZM130 169H131V168H130ZM137 169H138V168H137ZM146 169H147V168H146ZM180 169H181V168H180ZM188 169H187V170H188ZM237 169H238V168H237ZM242 169H243V168H242ZM258 169H259V168H258ZM70 170H71V169H70ZM121 170H122V169H121ZM140 170H141V169H139L138 171H140ZM142 170H143V169H142ZM172 170H174V169H172ZM185 170H186V169H185ZM238 170H240V168H239ZM245 170H246V169H245ZM245 170H242L241 173H243V171L246 173ZM256 170H257V169H256ZM127 171H128V170H127ZM129 171H131V170H129ZM133 171H135V170H133ZM149 171H150V170H149ZM164 171H166V168H165V170H163V173H164ZM168 171H170V170H168ZM197 171H196V172H197ZM204 171H209V170H203V172H204ZM236 171H237V170H236ZM240 171H241V170H240ZM240 171H238L239 174H241ZM257 171H261V170H257ZM35 172H36V171H35ZM75 172H76V171H75ZM82 172H83V171H82ZM155 172H156V173H160V172H161V174H162V169L159 170V172H157V171H155ZM155 172H154V173H155ZM185 172H186V171H185ZM185 172L183 171V175H184ZM187 172H188V171H187ZM217 172H218V171H217ZM247 172H248V171H247ZM31 173H32V172H31ZM126 173H127V172H126ZM135 173H136V171H135ZM156 173H155V174H156ZM170 173H171V172H170ZM174 173H176V172L174 171ZM193 173H194V172H193ZM197 173L199 174L200 172H197ZM208 173H211V172H208ZM212 173L214 174V172H212ZM212 173H211V174H207V173L205 174L206 176H207V175H210V176H207V177L210 178V181L212 180V178H211ZM218 173H219V172H218ZM79 174H80V173H79ZM81 174H83V175H81ZM81 174H80V176H82V177H83L84 175H87L88 178L92 181V182H91V183H92V186H91V184H90L89 187L91 186V187H93V189H95V188L97 187V186L94 185V182H95V180H96V178H95V180H94V177H93L94 174H93V176L88 175V174H89L88 171H87L86 174H85V173H81ZM133 174H134V172H133V173H129V176H133ZM136 174H137V173H136ZM147 174H148V172H147ZM155 174H154V175H155ZM195 174H196V173H195ZM195 174H194V175H195ZM200 174L204 176L203 173H200ZM247 174H248V173H246V174H244V175L247 176V180H248V176H250V174H248V175H247ZM149 175H150V174H149ZM154 175H153V176H154ZM162 175H163V174H162ZM186 175H187V174H186ZM186 175H185V176H186ZM189 175H191V174H189ZM189 175H188V176H189ZM251 175H252V174H251ZM129 176H128V177H129ZM151 176H152V175H151ZM165 176H166V174H165ZM165 176H163L164 178H163V177H161V178H162V179H165ZM188 176H187V177H188ZM203 176H202V177H203ZM206 176H205V177H206ZM217 176H218V178H219V174H218V175H215V177H217ZM246 176H244V177H246ZM254 176H255V175H254ZM171 177H172V176H171ZM180 177H183V176H180ZM192 177H193V176H192ZM205 177H204V179H205ZM207 177H206V179H207ZM212 177H214V176H212ZM215 177H214V179H215V181H216V179H218V178H215ZM220 177H222V176L220 175ZM224 177H225V176H224ZM239 177H240V176H239ZM244 177H243V178H244ZM250 177H251V176H250ZM250 177H249V179H250ZM209 178H208L207 180H209ZM251 178H252V177H251ZM253 178H254V177H253ZM259 178H260V177H259ZM31 179H32V178H31ZM189 179H190V178H189ZM194 179H195V178H194ZM194 179L192 178V180H194ZM221 179L224 180V178H221ZM221 179H220V180H221ZM73 180H74V179H73ZM122 180H123L124 182H123ZM187 180H188V179H187ZM253 180L257 183V180H258V179L254 178V179H252V181H253ZM261 180H263V178H261ZM38 181H39V180H38ZM75 181H76V180H75ZM75 181H74V182H75ZM77 181H78V179H77ZM77 181H76V183H77ZM93 181H94V182H93ZM138 181H139V180H138ZM202 181H203V180H202ZM215 181H213V182H215ZM229 181H230V180H229ZM44 182H46V181H44ZM48 182H49V181H48ZM80 182H81V181H80ZM80 182H79V183H80ZM195 182H196V181H195ZM223 182H224V184H227V185H228V180H227V183H225V180H224ZM255 182H254L253 184L251 183L252 185H250V186H254V185L257 186V184H255ZM41 183H42V182H41ZM83 183H85V185H86V183H90V181L87 182V180L84 178ZM83 183L81 182V184H82V186L80 185L81 187H84V186H83ZM125 183H126V185H125ZM146 183H147V182H146ZM206 183H208V182H206ZM210 183H211V182H210ZM221 183H222V181L220 182V184H221ZM258 183H260V180H259ZM262 183H263V182H262ZM143 184H145V183H143ZM215 184H216V183H214L213 185H215ZM229 184H231V181L229 182ZM15 185H17V186L15 187ZM45 185H46V184H45ZM216 185H217V184H216ZM218 185H219V184H218ZM258 185L260 186L261 184H258ZM31 186H32V187H31ZM31 186H30V188H33V187H34V185H31ZM59 186H60V185H59ZM65 186H67V185H65ZM65 186H64V187H65ZM151 186H152V185H151ZM156 186H158V185H156ZM160 186H161V185H160ZM224 186H225V185H224ZM228 186H229V185H228ZM230 186H232V185H230ZM259 186H257V188H258ZM39 187H40V186H39ZM49 187H50V186H49ZM49 187H48L47 189H49ZM86 187H88V184L86 185ZM89 187H88V188H89ZM94 187H95V188H94ZM134 187H135V186H134ZM134 187H133V188H134ZM226 187H227V186H226ZM233 187H234V185H233ZM263 187H264V186H263ZM263 187H262V188H263ZM2 188H1V189H2ZM28 188H29V187H28ZM51 188H52V186H51ZM66 188H67V187H66ZM69 188H71V187H69ZM161 188H162V187H161ZM165 188H166V187H165ZM167 188H169V187H167ZM229 188H230V187H229ZM234 188H235V187H234ZM255 188H256V187H255ZM4 189H3V190H4ZM6 189L3 191V193H4L5 191H7ZM56 189H59V187L56 188ZM80 189H81V190H80ZM80 189H78V191L80 190V192L76 193L77 196L75 195V191H74V193H73V194L76 196V198L78 197V199H79V198L81 199V200L79 199V201H81V202L84 201L82 198H85V200H86V199L89 197V195H90V198H91L90 200H91V201H92V200L94 201V200L96 199V197H95L96 194H94L93 191H92L91 193H93L95 196H94V195H91V193H90L91 190H90V191H89V190H86V191H87V192H86L83 188H80ZM89 189H90V188H89ZM93 189H92V190H93ZM97 189H99V187H98ZM97 189H96V190H97ZM163 189H164V187H163ZM22 190H23V189H22ZM28 190H30V189H28ZM40 190H41V189H40ZM45 190H46V189H44V191H45ZM96 190H95V191H96ZM138 190H139V189H137V191H138ZM161 190H162V189H161ZM171 190H172V189H171ZM11 191H12V190H11ZM54 191H55V189H54ZM76 191H77V190H76ZM95 191H94V192H95ZM133 191H136V190H133ZM137 191H136V193L138 194ZM139 191H140V190H139ZM143 191H144V190H143ZM143 191H141V192H143ZM146 191H147V190H146ZM146 191H145V192H146ZM9 192H10V191H9ZM9 192H8V193H9ZM12 192L14 193V191H12ZM12 192H11V195H10V193L8 194V197H7V195L5 194L6 196H4V197H2V198L0 199V201H1L2 199L4 200L3 203H6V200L8 201L6 204H4V205H6V206H4L5 209H6V210L4 209L5 212H6V214H5V212H4L3 215L6 216V218L9 219V221H10V220L12 221V219H16V218L18 219V217L20 218V217L23 215V213L26 212L25 204H24L22 201L20 202V201L17 199V201H18V202H17V201H15L14 198L11 199V201H15V202H11V201H9L10 199L8 200V198H11V196H13ZM51 192H53V191L51 190ZM149 192H150V191H149ZM199 192H200V191H199ZM201 192H203V191H201ZM213 192H214V191H213ZM6 193H7V192H6ZM113 193H115V192H113ZM134 193H135V192H134ZM151 193H152V192H151ZM21 194H22V193H21ZM66 194H67V193H66ZM115 194H116V193H115ZM146 194H149V193H146ZM156 194H157V193H156ZM159 194H160V193H159ZM202 194H204V193H202ZM15 195H17V194H15ZM19 195H20V194H19ZM43 195H44V194H43ZM43 195H42V196H43ZM98 195H99V196H98L99 199L97 198L96 200H99V202H104V201L106 202V201H109V200H110V199L107 200V199L105 198L106 196L103 197V196H104V193L102 194V195H103L102 197H101L100 194H98ZM116 195H118V194H116ZM152 195H153V193H152ZM174 195H176V194H174ZM179 195H180V194H179ZM191 195H192V194H191ZM216 195H217V194H216ZM216 195H215V196H216ZM236 195H237V194H236ZM244 195L246 196V194H244ZM9 196H10V197H9ZM17 196H18V195H17ZM17 196H16V197H17ZM45 196H46V195H45ZM113 196H114V194H113ZM181 196H182V195H181ZM197 196H198V195H197ZM215 196H211V197L214 198ZM229 196H230V195H229ZM232 196H233V195H232ZM240 196H241V195H240ZM29 197H30V196H29ZM219 197H220V196H219ZM219 197H218V198H219ZM221 197H222V196H221ZM230 197H231V196H230ZM230 197H229V198H230ZM4 198H6V199H4ZM17 198H20V196H18ZM141 198H142V197H141ZM175 198H176V197H175ZM196 198H197V197H196ZM201 198H202V197H201ZM207 198H208V197H207ZM207 198H206V199H207ZM215 198H217V197H215ZM222 198H223V197H222ZM231 198H233V197H231ZM235 198H236V197H235ZM102 199H104V200H102ZM192 199H193V198H192ZM197 199H198V198H197ZM204 199H205V198H204ZM260 199H261V198H260ZM20 200H21V199H20ZM57 200H58V199H57ZM76 200H77V199H76ZM90 200H89V201H90ZM100 200H101V201H100ZM113 200H115V198H114ZM180 200H181V199H180ZM180 200H178V201L180 202ZM186 200H188V199H186ZM199 200H200V199H199ZM209 200H210V199H209ZM217 200H218V199H217ZM226 200H227V198H226ZM229 200H231V199H229ZM30 201H31V200H28V203H29ZM47 201H48V200H47ZM71 201H72V200H71ZM87 201H88V200H87ZM87 201H85V204H86ZM89 201H88V203L91 202V201H90V202H89ZM93 201H92V203H93ZM127 201H128V200H127ZM213 201H214V200H213ZM250 201H251V200H250ZM259 201H261V200H259ZM32 202H33V200H32ZM42 202H43V201H42ZM48 202H49V201H48ZM50 202H52V201H50ZM65 202H66V201H65ZM65 202H64V205H65ZM77 202H78V200H77ZM81 202H80V203L78 202L77 205H78V204L81 205ZM122 202H123V200H122ZM157 202H158V201H157ZM175 202H176V201H175ZM194 202H196V201H194ZM209 202H210V201H209ZM251 202H252V201H251ZM255 202H256V201H255ZM3 203L0 202V204H3ZM66 203H67V202H66ZM88 203H87V204H88ZM159 203H161V204H163V205L165 204V203H162L161 201H159L158 204H159ZM186 203H187V202H186ZM188 203H190V204L192 203V204H193V201H192V202H188ZM203 203H204V202H203ZM40 204H41V203H40ZM57 204H58V203H57ZM59 204H60V206H61V205L63 204V202H62V203H59ZM167 204L169 205V202H168ZM167 204H165V205H167ZM205 204H207V203L205 202ZM260 204H262V203H260ZM29 205H30V204H29ZM32 205H34V207H35L36 204H32ZM50 205L53 206L54 203L52 202V204H50ZM50 205H49V206H50ZM77 205H76V207H78V208L74 207V208H73V213H74V210H76V209H77V211H78V210H79V211H83V212H81L82 214H80V215L78 216L79 218H78L77 216L74 215L75 219H78V221H80L81 218L85 217V215H83V214L86 213V210H87V209H85V208L82 209L81 206H79V205L77 206ZM93 205H94V204H93ZM151 205H152V204H151ZM155 205H156V203H155ZM179 205H180V204H179ZM182 205H183V204H182ZM186 205H187V204H186ZM195 205H196V204H195ZM198 205H200V204H198ZM245 205H246V204H245ZM258 205H259V204H258ZM39 206H40V205H39ZM43 206H45V205H44V204H41V208H42V209L44 208ZM52 206L49 207V208H51V210L54 209V208H52ZM88 206H90V205L88 204ZM88 206L86 205V207H88ZM108 206H109V205H108ZM183 206H185V205H183ZM196 206H197V205H196ZM196 206H195V207H196ZM250 206H251V205H250ZM259 206H260V205H259ZM261 206H263V205H261ZM1 207H2V205H1ZM37 207H38V206H36V208H37ZM46 207H48V204H46ZM83 207H84V204H83ZM106 207H107V206H106ZM110 207H111V206H109V208H110ZM121 207H122V206H121ZM145 207L147 208V206H145ZM195 207H194V211H195ZM203 207H204V206H203ZM28 208H32V206H31V207H28ZM97 208H98V206H97ZM100 208H101V207H100ZM104 208H105V207H104ZM137 208H138V207H137ZM140 208L142 209V207H140ZM146 208H145V209H146ZM151 208H152V207H151ZM173 208H174V207H173ZM201 208H202V205H201ZM201 208H200V209H201ZM250 208H252V207H250ZM39 209H40V208H39ZM71 209H72V208H71ZM81 209H82V210H81ZM84 209H85V210H84ZM98 209H99V208H98ZM124 209H125V208H124ZM171 209H172V208H171ZM29 210H30V209H29ZM31 210H32V209H31ZM40 210H41V209H40ZM46 210H48V209H46ZM46 210L44 209V210H42V211H46ZM49 210H50V209H49ZM49 210H48V211H49ZM102 210H104L103 207H102ZM102 210H100V211H102ZM105 210H106V209H105ZM135 210H136V209H135ZM147 210H148V208H147ZM157 210H158V209H157ZM160 210H161V209H160ZM167 210H168V209H167ZM176 210H177V209H176ZM179 210H181V209H179ZM237 210H238V209H236V211H237ZM239 210H240V209H239ZM239 210H238V212H239ZM248 210H249V209H248ZM58 211H59V210H58ZM84 211H85V212H84ZM117 211H118V210H117ZM120 211H121V209H120ZM139 211H141V210H139ZM150 211H152V210L150 209ZM153 211H154V210H153ZM162 211H164V210H162ZM173 211H174V210H173ZM181 211H183V210H181ZM231 211L233 212V210H231ZM234 211H235V210H234ZM242 211H243V210H242ZM35 212H36V215H40V216H41V214H37V211H35ZM35 212H34V213H35ZM40 212H41V211H40ZM46 212H47V211H46ZM46 212H44V213L46 214ZM49 212H50V211H49ZM59 212H60V211H59ZM61 212H62V209H61ZM67 212H71V211H68V209H67ZM89 212H90V211H89ZM92 212H93V211H92ZM137 212H138V211H137ZM137 212H135V213H137ZM157 212H158V211H157ZM160 212H161V211H160ZM164 212H165V211H164ZM178 212H179V211H178ZM250 212H251V211H250ZM261 212H262V211H261ZM261 212H260V213H261ZM0 213H1V212H0ZM31 213H32V212H31ZM73 213H72V214H73ZM77 213H78V212H77ZM77 213H74V214L78 215L79 213H78V214H77ZM111 213H112V212H111ZM135 213H134V214H135ZM158 213H159V212H158ZM226 213H227V212H226ZM247 213H248V212H247ZM42 214H43V213H42ZM51 214L54 215V212L51 213ZM57 214H58V213H57ZM59 214H60V215L62 214V216H63V215L66 214V211H65V214H64V212L59 213ZM68 214H69V213H68ZM72 214H71V215H72ZM113 214H114V213H113ZM173 214H174V213H173ZM242 214H243V213H242ZM29 215H30V213H29ZM34 215H35V214H34ZM36 215H35V217H37ZM60 215H58V216H60ZM71 215H70V216H71ZM95 215H96V214H95ZM158 215H159V214H158ZM166 215H167V214H166ZM171 215H172V214H171ZM178 215L181 216L182 214H178ZM236 215H238V214H236ZM240 215H241V214H240ZM32 216H33V215H32ZM51 216H52V215H51ZM56 216H57V215H56ZM87 216H88V215H87ZM96 216H97V215H96ZM159 216H160V215H159ZM164 216H165V215H164ZM212 216H213V215H212ZM242 216H243V215H242ZM30 217H31V216H30ZM33 217H34V216H33ZM33 217H32V220H33L32 222H34V221L36 220V219H33ZM60 217H61V216H60ZM64 217H66V215L63 216V218H64ZM80 217H81V218H80ZM101 217H104V216H101ZM136 217H137V216H136ZM147 217H148V216H147ZM147 217L144 216L143 218H144V219H147ZM149 217H150V216H149ZM208 217H211V216H208ZM216 217H217V216H216ZM221 217H222V216H221ZM4 218H5V217H4ZM21 218H22V217H21ZM37 218H38V217H37ZM71 218H72V217H71ZM152 218H154V217H152ZM161 218H162V217H161ZM161 218H160V219H161ZM44 219H46V218H44ZM44 219H43V220H44ZM64 219H65V218H64ZM94 219H95V218H94ZM96 219H97V218H96ZM107 219H109V218H107ZM127 219H128V218H127ZM135 219H136V218H135ZM144 219L142 220V218H141V220L143 221V223L146 224L147 221L144 222ZM160 219H159V221H160ZM224 219H225V218H224ZM47 220H48V219H47ZM88 220H89V219H88ZM147 220H148V219H147ZM154 220H155V219H151L152 222H154ZM187 220H188V219H187ZM7 221H8V220H7ZM9 221H8V222H9ZM49 221H50V219H49ZM52 221H53V220H52ZM119 221H120V220H119ZM127 221H128V220H127ZM137 221H139V219H138ZM148 221H150V219H149ZM155 221H156V220H155ZM170 221H171V220H170ZM173 221H174V220H173ZM176 221H178V220H176ZM190 221H192V220H190ZM190 221H189V222H190ZM212 221H213V220H212ZM259 221H262V219H261V220L259 219ZM259 221H258V222H259ZM12 222H13V221H12ZM19 222H20V221H19ZM35 222L39 224L38 221H35ZM97 222H99V220H97ZM100 222H101V220H100ZM179 222H180V221H179ZM255 222H256V221H255ZM6 223H7V222H6ZM9 223H10V222H9ZM9 223H8V224H9ZM29 223H31V222L29 221ZM41 223H42V222H41ZM51 223H52V222H51ZM51 223L48 222V224H51ZM61 223H62V222H61ZM91 223H92V222H91ZM127 223H128V222H127ZM140 223L143 224L141 221H140ZM140 223L138 222V225H139ZM157 223H158V221H157ZM165 223H166V222H165ZM172 223H173V222H172ZM246 223H247V222H246ZM20 224H21V222H20ZM53 224H54V223H53ZM57 224H58V223H57ZM57 224H56V225H57ZM63 224H64V223H63ZM82 224H83V223H82ZM82 224H81V225H80V223L78 224V225L80 226V228H79V226H78L77 224H75V226H76V228H77V232L83 230V226H84V224H83V226H82ZM128 224H129V223H128ZM132 224H134V223H132ZM135 224H136V223H135ZM141 224H140V225H141ZM174 224H176V223H174ZM187 224H188V223H187ZM240 224H241V222H240ZM254 224H255V223H254ZM258 224H259V223H258ZM0 225H1V224H0ZM34 225H35V224H34ZM51 225H52V224H51ZM64 225H65V224H64ZM87 225H88V224H87ZM87 225H86V227H87V229H88L89 227H88ZM90 225H92V224H90ZM90 225H89V226H90ZM161 225L163 226V224H161ZM238 225H239V224H238ZM242 225H246V224H245V223H244V224L242 223ZM260 225H262V224H260ZM36 226H37V225H36ZM41 226H42V225H41ZM62 226H63V225H62ZM73 226H74V224L72 225V227H73ZM75 226H74V227H75ZM77 226H78V227H77ZM92 226H93V225H92ZM129 226H130V227H133V226H131V224H130ZM129 226H128V228H129ZM144 226H145V225H144ZM159 226H160V225H159ZM159 226H158V228H159ZM173 226H174V225H173ZM220 226H221V225H220ZM240 226H241V225H240ZM252 226H253V225H252ZM58 227H59V226H58ZM72 227L70 226V228H72ZM74 227H73V229H74ZM81 227H82V229H81ZM86 227H85V228H86ZM90 227H91V226H90ZM124 227H125L124 225H123V227L121 226V229L124 228ZM170 227H171V226H170ZM174 227H175V226H174ZM174 227H173V228H174ZM180 227H181V226H180ZM183 227H184V226H183ZM183 227H182V228H183ZM185 227H186V226H185ZM217 227H218V226H217ZM233 227H234V226H233ZM233 227H232V229H233ZM244 227H245V228H244V230H245V229H246V226H244ZM257 227H259V226H256V228H257ZM14 228H17V230H18V227H14ZM42 228H43V227H42ZM70 228H69V229H70ZM76 228L74 229L75 231H74L73 229H72L71 231L76 232ZM99 228L102 229V227H99ZM105 228H106V227H105ZM128 228H127V229H128ZM134 228H135V227H134ZM165 228H166V227H165ZM209 228H210V227H209ZM215 228H216V227H215ZM222 228H223V227H222ZM234 228H235V227H234ZM253 228H254V227H253ZM256 228H255V229H256ZM47 229H48V227H47ZM47 229H46V230H47ZM89 229H90V228H89ZM116 229H117V228H116ZM118 229H119V228H118ZM127 229H126V230H127ZM129 229H130V228H129ZM129 229H128V230H129ZM131 229H133V228H131ZM153 229H154V228H153ZM168 229H169V227H168ZM168 229H167V230H168ZM178 229H179V228H178ZM235 229H236V228H235ZM248 229H249V228H247V230H248ZM255 229H254V231H255ZM257 229H259V228H257ZM8 230H9V229H8ZM30 230H31V229H30ZM33 230H35V229H33ZM124 230H125V228H124ZM126 230H125V231H126ZM134 230H135V229H134ZM134 230H133V231H134ZM173 230H174V229H173ZM216 230H217V229H216ZM219 230H220V228H219ZM222 230H223V229H222ZM222 230H221V232H223ZM240 230H241V229H240ZM240 230H239V231H240ZM247 230H245V231H247ZM260 230H263V229H260ZM37 231H38V230H37ZM37 231H36V232H37ZM49 231H50V229H49ZM89 231H90V230H89ZM122 231H123V230H122ZM129 231H130V230H129ZM168 231H169V230H168ZM204 231H205V230H203V232H204ZM209 231H210V233H211V232L213 231V229H212V230H209ZM242 231H243V229L241 230V232H242ZM248 231H250V230H248ZM256 231H257V230H256ZM258 231H259V230H258ZM263 231H264V230H263ZM2 232H3V231H2ZM42 232H43V231H42ZM87 232H88V231H87ZM108 232H109V231H108ZM110 232H111V231H110ZM110 232H109V233H110ZM123 232H124V231H123ZM127 232H128V231H127ZM155 232H156V231H155ZM163 232H164V231H163ZM199 232H200V231H199ZM201 232H202V231H201ZM233 232H234L233 234H235L236 231H233ZM241 232H240V234H242ZM44 233H46V232H44ZM68 233H70V232H68ZM113 233H114V232H113ZM119 233H120V232H119ZM145 233H148V232H145ZM145 233H144V234H145ZM159 233H160V232H159ZM210 233H208V235H209ZM216 233H217V231H216ZM245 233H246V232H245ZM245 233H244V234H245ZM249 233H250V232H249ZM249 233H246L247 236H248V235H249V236L252 235V230H251V233H250V234H249ZM260 233H261V232H260ZM260 233H259V234H260ZM97 234H99V233H97ZM110 234H111V233H110ZM156 234H157V236H158V233H156ZM176 234H177V233H176ZM195 234H196V233H195ZM228 234H229V233H228ZM246 234H245V235H246ZM263 234H264V233H263ZM263 234H262L261 237H263V239H264V235H263ZM28 235H30V234H28ZM32 235H33V234H32ZM62 235H63V234H62ZM89 235H93V234H89ZM95 235H96V234H95ZM95 235H94V236H95ZM100 235H101V234H100ZM107 235H109V234H106V236H107ZM153 235H154V234H153ZM160 235H162V233H161ZM163 235H165V234H163ZM167 235H168V234H167ZM173 235H174V234H173ZM198 235L200 236V238H201L202 235L204 236V234L200 235V233H199ZM211 235H212V234H211ZM254 235H256V234H254ZM254 235H253V237H254ZM48 236H49V235H48ZM51 236H52V235H51ZM56 236H57V235H56ZM63 236H64V235H63ZM94 236H93V237H94ZM102 236H103V234H102ZM106 236H105V234H104L103 237H106ZM110 236H111V235H110ZM157 236H156V237H157ZM194 236L196 237L197 235H194ZM199 236H198V237H199ZM232 236H233V235H232ZM241 236H242V235H241ZM243 236H244V235H243ZM243 236H242V238L240 237V240L245 239L244 237H247V236H244V237H243ZM1 237H2V238H5V234H4V236H1ZM28 237H29V236H28ZM31 237H33V236H31ZM43 237H44V236H43ZM54 237H55V236H54ZM75 237H76V236H75ZM85 237H86V236H85ZM93 237H92V238H93ZM97 237H98V236H97ZM99 237H100V236H99ZM107 237H108V236H107ZM160 237H161V236H160ZM195 237H194V238H195ZM228 237H229V236H228ZM233 237H234V236H233ZM237 237H238V236H237ZM2 238H1V239H2ZM46 238H47V237H46ZM162 238H163V237H162ZM225 238H226V236H225ZM259 238H260V237H259ZM8 239H9V238H8ZM16 239H17V238H16ZM20 239H21V238H20ZM44 239H45V238H44ZM72 239H73V238H72ZM76 239H77V238H76ZM132 239H133V238H132ZM134 239H135V238H134ZM140 239H144V238H140ZM156 239H157V238H156ZM188 239H189V238H188ZM190 239H191V238H190ZM196 239H197V238H196ZM202 239H203V238H202ZM215 239H217V238H214V240H215ZM226 239H227V238H226ZM246 239H247V238H246ZM256 239H258V238L256 237ZM260 239H262V238H260ZM5 240H6V239H5ZM5 240H4V241H5ZM12 240H13V239H12ZM49 240H50V239H49ZM77 240H78V239H77ZM84 240H85V239H84ZM86 240H87V238H86ZM147 240H148V239H147ZM159 240H160V238H159ZM192 240H193V238H192ZM199 240H200V239H199ZM224 240H225V239H224ZM233 240H234V238H233ZM251 240H252V239H251ZM251 240H249V242H250ZM254 240H255V239H254ZM254 240H253V241H254ZM31 241H32V240H31ZM35 241H36V240H35ZM35 241H34V242H35ZM40 241H41V240H40ZM71 241H72V240H71ZM144 241H145V240H144ZM189 241H190V240H189ZM200 241H201V240H200ZM206 241H207V240H206ZM230 241H232V238L230 239ZM230 241H229V243H226V244H227V245H228V244H231ZM261 241H262V240H261ZM263 241H264V240H263ZM11 242L14 243L13 241H11ZM69 242H70V241H69ZM122 242H123V241H122ZM127 242H128V241H127ZM192 242H194V241H192ZM198 242H199V241H198ZM216 242H217V240L214 241V243H216ZM226 242H228V240H227ZM238 242H239V241H238ZM238 242H237V239H236V243H237V244H232V245H234V246H233V250H234V247H236V249H237V246H235V245H240V243H238ZM240 242H241V241H240ZM242 242H243V240H242ZM242 242H241V245L244 243V242H243V243H242ZM251 242H252V241H251ZM66 243H67V242H66ZM142 243H143V242H142ZM188 243H189V242H188ZM209 243H210V242H209ZM211 243H213V242L211 241ZM214 243H213V244H210V246H209L208 248H209V249H210V247L212 248V245H214ZM224 243H225V241L223 242V244H224ZM232 243H235V242H232ZM245 243H246V242H245ZM255 243H257L256 248L259 247V250H258V251H259L258 254H259V253H261L260 251H262V250L264 249V247H263V246H264V245H263L264 243L261 242L263 246H260V244H259L260 241L257 242V240H256ZM15 244H16V243H15ZM15 244H12V245H15ZM48 244H49V243H48ZM55 244H56V243H55ZM57 244H58V243H57ZM191 244H192V243H191ZM191 244H190V245H191ZM197 244L199 245V243H197ZM253 244H254V243H253ZM3 245H4V244H3ZM3 245H2V246H3ZM53 245H54V244H53ZM180 245H181V244H180ZM192 245H193V244H192ZM205 245H206V243H205ZM232 245H231V246H232ZM248 245L250 246L251 243L248 244ZM254 245H255V244H254ZM254 245H253V246L251 245V246H252V247H255ZM9 246H11V245H9ZM9 246H8V247H9ZM22 246H23V245H22ZM188 246H189V245H188ZM194 246H195V245H194ZM215 246H216V244L214 245L213 248L216 250ZM224 246H226V245L224 244ZM224 246L221 248V251H223V252L226 251V250H223V249H224ZM11 247H12V246H11ZM57 247H58V246H57ZM78 247H79V246H78ZM115 247H116V246H115ZM180 247H181V246H180ZM206 247H207V246H206ZM206 247H204V248L206 249ZM243 247H246V250L244 249V251H246V252H247V249L252 251V249H251L252 247H251V248H250V247L247 248V245H245V246L243 245ZM262 247H263V248H262ZM30 248H31V247H30ZM30 248H29V249H30ZM126 248H127V247H126ZM173 248H174V247H173ZM178 248H179V247H178ZM192 248H194V247H192ZM218 248H219V247H218ZM238 248H239V247H238ZM256 248H255V249H256ZM54 249H55V247H54ZM132 249H133V248H132ZM132 249H128V248H127V251L132 250ZM134 249H135V248H134ZM137 249H138V248H137ZM176 249H177V247H176ZM205 249H204V250H205ZM209 249H208V250H209ZM219 249H220V248H219ZM225 249H226V248H225ZM228 249H229V248L227 247V250H228ZM231 249H232V248H231ZM242 249H243V248H242ZM242 249H241V250H242ZM260 249H261V250H260ZM23 250H24V249H23ZM34 250H35V249H34ZM42 250H43V249H42ZM88 250H89V249H88ZM121 250H123V252H124V251L127 252V251L124 250V249H121ZM152 250H153V249H152ZM152 250H151V251H152ZM156 250L158 251L159 249L156 248ZM156 250H155V251H156ZM174 250H175V249H174ZM193 250H194V252H195V250H197V248H196V249H193ZM208 250H206V251H207V252H210V253H211V257H212L213 254L215 253V251H212V252H214V253L212 254V252H211L212 249H210L209 251H208ZM241 250H240V251H241ZM253 250H254V249H253ZM44 251H45V250H44ZM44 251H43V252H44ZM49 251H50V250H49ZM86 251H87V250H86ZM111 251H112V250H111ZM113 251H114V250H113ZM134 251H135V250H134ZM178 251H179V249H178ZM181 251H182V250H181ZM187 251H189V250H187ZM221 251H220L219 253H221ZM238 251H239V250H238ZM240 251H239V253L236 251V253L240 254ZM251 251H248L247 253L249 254ZM31 252H32V251H31ZM89 252H90V251H89ZM132 252H133V250H132ZM138 252H139V251H138ZM153 252H154V250H153ZM172 252H173V251H172ZM176 252H177V251H176ZM201 252H202V251H201ZM204 252H205V251H204ZM246 252H243V251H242L241 253H245V254H243V255H247ZM253 252H255V251H253ZM253 252H251V253L253 254V256L256 255V254H254ZM11 253H12V252H11ZM21 253H22V251H21ZM26 253H27V252H26ZM33 253H35V252H33ZM65 253H66V252H65ZM82 253H83V252H82ZM117 253H118V252H117ZM135 253H137V252H135ZM135 253H134V255H135ZM192 253H193V252H192ZM255 253H256V252H255ZM262 253H263V251H262ZM35 254H36V253H35ZM38 254H39V253H37V255H38ZM48 254H49V253H48ZM59 254H60V253H59ZM96 254H97V253H96ZM115 254H116V253H115ZM121 254H122V253H121ZM127 254H129V253L127 252ZM131 254H132V253H131ZM163 254H165V253H163ZM190 254H191V253H190ZM201 254H202V253H200V255H201ZM206 254L208 255V253H206ZM215 254H216L217 256H219L217 253H215ZM215 254H214V255H215ZM223 254H224V253H223ZM227 254H228V253H227ZM227 254H226V255H227ZM230 254H231V253H230ZM230 254H229V255H230ZM30 255H31V254H30ZM33 255H34V254H33ZM82 255H83V254H82ZM119 255H120V254H119ZM125 255H126V254H124L123 256H125ZM134 255H133V256H134ZM182 255H185V253L182 254ZM193 255H194V254H193ZM200 255H199V256H200ZM209 255H210V254H209ZM226 255H223V256L225 257ZM233 255H234V254H233ZM259 255H260V254H259ZM0 256H1V255H0ZM2 256H4V255H2ZM34 256H35V255H34ZM50 256H51V255H50ZM62 256H63V255H62ZM65 256H66V254H65ZM131 256H132V255H131ZM160 256H163V255H160ZM171 256H172V255H171ZM185 256H186V255H185ZM191 256H192V255H190V257H191ZM196 256H197V255H196ZM201 256H202V255H201ZM201 256H200V257H201ZM205 256H206V255L203 254V259H204V260L202 259V257L199 258V259L205 261V259L207 258V256H206V257H205ZM223 256H222V257H223ZM234 256H238V255L235 254ZM240 256H241V255H240ZM247 256H249V255H247ZM13 257H14V256H13ZM51 257H54V256H51ZM83 257H85V255H84ZM119 257H120V256H119ZM172 257H173V256H172ZM174 257H175V256H174ZM197 257H198V256H197ZM208 257H209V256H208ZM241 257H242V256H241ZM243 257H244V256H243ZM250 257H251V256H250ZM256 257H257V256H256ZM3 258H4V257H3ZM14 258H15V257H14ZM20 258H21V257H20ZM20 258H17V259L15 258V259H16V260H18V259L21 260ZM31 258H32V257H31ZM39 258H40V257H39ZM42 258H43V257H42ZM46 258H47V257H46ZM151 258H152V257H150V258H148V259H151ZM176 258H177V256H176ZM195 258H196V257H195ZM32 259H33V258H32ZM34 259H35V258H34ZM52 259H53V258H52ZM91 259H92V258H91ZM114 259H115V258H114ZM145 259H146V258H145ZM145 259H144V260H145ZM161 259H162V258H161ZM164 259H165V257H164ZM166 259H167V258H166ZM169 259H170V258H169ZM169 259H168V260H169ZM173 259H174V258H173ZM186 259H187V258H186ZM10 260H12V259L10 258ZM35 260H36V259H35ZM60 260H62V259H60ZM141 260H142V259H141ZM179 260H180V259H179ZM36 261H37V260H36ZM38 261H39V260H38ZM93 261H96V260L93 259ZM97 261H98V260H97ZM97 261H96V262H97ZM160 261H162V260H159V262H160ZM164 261H165V260H164ZM192 261H193V260H192ZM203 261H202V262H203ZM206 261H207V260H206ZM209 261H210V260H209ZM212 261H214V257H213V260H212ZM4 262H5V261H4ZM13 262H16V261L13 260ZM25 262H26V261H25ZM113 262H115V261H113ZM124 262H125V261H124ZM124 262L121 261V262H118V263H122V264H124ZM142 262H143V261H142ZM144 262H145V261H144ZM168 262H169V261H168ZM183 262L186 263L185 259H184ZM190 262H191V261H189V264H190ZM199 262H200V261H199ZM207 262H208V261H207ZM207 262H205V263H207ZM6 263H7V262H5V264H6ZM29 263H31V262H29ZM86 263H87V262H86ZM89 263H91V262H89ZM101 263H102V262H101ZM101 263H100V264H101ZM111 263H112V262H111ZM129 263H130V262H129ZM140 263H141V262H140ZM162 263H164V262L162 261ZM162 263H160V264H162ZM166 263H167V260H166L165 264H166ZM174 263H175V262H173V264H174ZM176 263H177V262H176ZM194 263H195V261H194ZM11 264H12V263H11ZM14 264H15V263H14ZM26 264H27V262H26ZM45 264H47V263H45ZM48 264H49V263H48ZM50 264H52V263H50ZM138 264H139V263H138ZM168 264H169V263H168ZM170 264H171V263H170ZM181 264H182V263H181ZM191 264H192V262H191ZM244 264H245V263H244Z\"/></svg>",
  "mask_w": 264,
  "mask_h": 264
}]
</instances>
